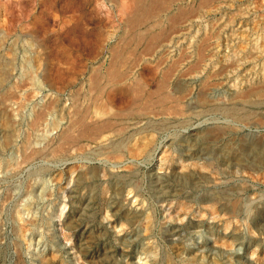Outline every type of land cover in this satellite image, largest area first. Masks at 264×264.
Segmentation results:
<instances>
[{
	"label": "rangeland",
	"instance_id": "374dc122",
	"mask_svg": "<svg viewBox=\"0 0 264 264\" xmlns=\"http://www.w3.org/2000/svg\"><path fill=\"white\" fill-rule=\"evenodd\" d=\"M177 1H179V0H173V1L172 0H170V1L169 0H162V1L157 2L155 4L156 5L155 10L158 6H161V7H158L157 8L158 10H156V11L153 9L154 6L151 9L158 13L159 17L157 16V18H160V20L155 19V21H157L158 23H156L153 19L147 18L148 20L143 21L142 25H140V23H139V25H137L138 24L137 23L136 24L137 26H135V23H132V21H131V17H133L134 12L136 11V5H134L136 0H0V264H41V263L42 264H45V263L49 264V262H50V264H52L53 261H54L53 264H61V262H62V264H83V263L84 264L85 263L86 264L87 263L88 264H151V263L152 264L153 263L154 264H175V263L176 264H250V263L251 264H262L263 263L264 264V260H263V258H264V255H263L264 254V252H263L264 251V244H263L264 243V235H263L264 234V230H263V228H264V212H262V211H264V209H263L264 208V172H263L264 171V164H263L264 163V160H263L264 159V156H263L264 155V142H262V141H264V138H263L264 137V134H263L264 133V128H263L264 122H262V121H264V93L256 90L257 88H260L261 86L264 85L263 84L264 83V0H202V1L201 0H180L179 2H177ZM181 2H182V5H181ZM201 2L203 3V7L201 6L202 4H200ZM178 3H180L181 11H182V8L184 6H185L184 7L185 9H183V11H182L184 13L182 14V12H180L179 16L177 17L176 13L180 11V10L178 11V8H176V7H179ZM151 4H153V2ZM163 4L165 6H167V5L168 6L163 7ZM169 5H171V7H169ZM186 5L189 7V10L193 9V11L187 10L188 7ZM180 7H179V9H180ZM194 8L196 9V12H195ZM159 9H161V10H159ZM175 9H177V10H175ZM132 12H133V15H132ZM188 12L189 13L193 12L192 14L190 13L193 16L189 15V19L191 21L189 19H186V18H188L187 17L189 14ZM128 13H129V15H127ZM165 13H167V14L165 15ZM172 14L174 16L169 17ZM180 14H182V15L187 14V16L185 15V20L183 19V21H182V18H184V16L182 17V15L180 16ZM196 15H198V17ZM125 17H127V18H125ZM164 17H165V20H163ZM168 18H172V21ZM173 18L178 19V21H180V23H178V21H176V19H175V23H173V21H174ZM127 20H129V22ZM152 21L154 23H150ZM189 23H191V24L187 25ZM220 23H222V24H220ZM223 23H224V25H223ZM128 24H129V26L132 25L135 27L131 30L132 26L130 28L128 26ZM166 24H170L171 26L173 24L175 26L177 24H179L181 26L177 25L176 27H174V25H173L172 26L173 28L172 27L170 28V31H172L170 33V31L168 30L170 25L166 26ZM162 25H163V27H162ZM182 25H183V27H182ZM212 25H213V27H212ZM215 25H216V28H215ZM221 25H223V26H221ZM148 26L150 27L149 30H147L149 28ZM164 26H165V29H164ZM124 27L126 29H127V27H129L128 28L129 32ZM176 28H178V29L175 30ZM209 28L212 32L211 31L207 32L209 30ZM136 29H138L142 33H140ZM143 29L145 31H143ZM214 29L215 30L218 29V31L216 32ZM221 29H222V31H221ZM124 30H126V33L123 32ZM150 31H151V33H150ZM153 31H154V34H159V35L162 34V35H161L160 41H158V42L155 41L154 42L155 44L150 46L149 45L150 43L148 41L152 40V38H151V40L149 38H150L151 34H153ZM158 31H159V33H158ZM173 31H175V32H173ZM122 32L125 33L126 35H124ZM148 32L150 35L148 34ZM131 33H132V35H131ZM205 33H207V37L211 36L212 38L211 37L206 38ZM212 33L213 34L215 33V35H212ZM208 34H209V36H208ZM218 34H220V35L217 36ZM120 35H124V36L119 37ZM202 35L204 37V40L202 39L203 38ZM174 36H175L176 42H175ZM176 36H177V38H176ZM181 36H183V37H181ZM110 37H112V38H110ZM113 37L114 38L116 37L115 39L121 38V39H119L121 42L118 39H117V42L119 41L118 43L114 42L116 40ZM197 37L198 38L200 37V42L197 39ZM129 38L130 39L133 38V39L129 40ZM137 39H138V41H137ZM145 39L146 40L148 39V40L146 41ZM161 39H164V41ZM171 39L173 41H171ZM187 39H188V42H187ZM126 40L129 42V45H128ZM108 41H110V42H108ZM179 41H180V43H179ZM183 41L187 44L184 45ZM172 42H174V43H172ZM113 43H116V44L114 45ZM124 43H127V44H125L123 46ZM131 43H132V46L134 45V48L136 47L135 49L131 46ZM156 43H158V44H156ZM203 43H205L206 45L204 44V47H200L201 45H203ZM196 44H198V46H196ZM116 45L118 46L117 48H116ZM146 45L150 49L149 52H148ZM156 45H160L161 47L156 46ZM170 45L172 47H170ZM207 45H210L212 48L210 46H207ZM129 46L132 47L135 51L134 50L132 51ZM144 46H145V48H144ZM182 46L184 48L186 47L187 49L185 48L183 50ZM187 46L188 47L191 46V47L188 48ZM122 47H124V49H122ZM105 48H109V50L105 49ZM137 48H139V50H136ZM167 48H169V49H167ZM195 48L199 49V51L196 50ZM201 48H203L202 49L203 52H201L202 51ZM126 49H128V50H126ZM140 49H142V50H140ZM144 49H146L147 53ZM211 49H213V51ZM125 50L128 51V53ZM152 50H153V52L151 53ZM163 50L164 51L166 50V51L164 52ZM206 50H208V51H206ZM110 51H114V53L112 52V54H111ZM120 51H121V53H118ZM143 51H145L144 52L145 54H148V57H147V55L143 56L144 55ZM169 51H170V53H169ZM193 51H194V53H193ZM197 51L200 52L199 54L203 55L202 56L203 58L199 57L200 55L198 56ZM125 52H126V54H125ZM139 52H141V53H139ZM160 52L162 53L161 55H159ZM180 52L182 54L185 52L184 53L185 55L184 54L182 55ZM190 52L193 54H191ZM102 53H104L105 55ZM106 53H108V55ZM117 53H118V55L119 54L120 55H119V57L116 56L117 59L115 57V59H116L115 60L112 56H115ZM165 53H168V54H165ZM175 53H176V55L178 54V55H182V56L181 57L178 55L176 56ZM194 54L198 58L194 57ZM249 54L252 56H249ZM123 55L127 60L123 57ZM138 55H140V56H138ZM213 55H215V56H213ZM135 56H136V61L134 60ZM164 56L168 57V59L167 58L165 59ZM105 57L109 58V59H107L108 62L105 59ZM120 57L123 60H119V59H121ZM139 57L140 58L144 57L145 59L144 58L140 59ZM149 57L152 58L153 61ZM161 57H163V58H161ZM176 58H179V60L177 59L178 62L174 63V61H176L175 60ZM181 58L183 60H181ZM191 58H193V59L191 60ZM208 58H209V60H208ZM138 59H139V62L137 61ZM200 59H201V61H198ZM99 60H100V62L97 63ZM143 60L146 62H144ZM166 60L169 61V63ZM172 60H174V61H172ZM194 60H195V63L197 61L196 64L194 63ZM133 61L136 63L138 62V64L134 63ZM161 61H163V63H161ZM114 62H115V64H118L117 68L120 64H123V62H124L123 65L119 66V67H122V68H120L119 72L121 71L120 74L123 76V80H120V81H114L113 80V82H112V81H110L109 76H107V73L105 74V72H108L107 68H109ZM142 62H144V64ZM151 62L153 63V65L151 64ZM157 62H158V64H155ZM93 63H94V66H93ZM95 63L97 66L95 65ZM170 63H172L171 66L173 68L170 67ZM193 63L195 65L198 64L197 65L198 67L195 66ZM200 63H201V65H200ZM237 63L238 64L241 63V64L237 65ZM131 64H132V66H131ZM141 64H143V65H141ZM164 64L166 65L167 68L170 67L169 68L170 70L169 69L166 70V67ZM168 64H169V66H167ZM183 64H184V66H183ZM192 64L195 66L194 68H192V66H193ZM233 64H236V65H233ZM137 65L139 68L137 67ZM139 65L141 66V69H140ZM176 65L179 69L176 67ZM188 65H190V68L192 71H190V68L189 69L187 68ZM226 65H228L227 69H226ZM231 65H232V67H231ZM129 66L131 67V69ZM160 66H162L164 69ZM182 66L184 68H187V69H185V71H184ZM148 67L155 68V69H151ZM180 67H182V68H180ZM126 68H128V70ZM201 68H203V69H201ZM146 69L148 71H151V72L153 71L152 74H151V72H148ZM221 69H225V71L222 70L223 71L222 72ZM129 70H130V72H129ZM164 70L167 73H169V72H171V73L167 74V73H165ZM172 70L173 71L175 70V71L173 72ZM181 70H182L183 74H182ZM133 71H134L135 75H133ZM154 71L156 72V74H154L155 73ZM162 71H164V73ZM87 72H88V74H87ZM187 72H189L190 74ZM126 73H127V75H126ZM212 73H215V74H212ZM218 73H220L221 77L218 76L219 75ZM94 74L100 78L99 79L101 81V82L99 81L100 83L98 82V84H97L96 81H94V78H95ZM149 74L153 78H151V76ZM163 74L165 76H162ZM153 75H156V76H153ZM179 75H181V76H179ZM205 75H207V76H205ZM87 76L89 79L87 78ZM90 76L91 77L93 76V77L90 78ZM129 76H131L132 78ZM167 76L169 78L167 79V82H166ZM177 76H179V77H177ZM143 77H144L145 81L142 79ZM191 77H193V78L191 79ZM194 77H196V78H194ZM206 77H208V78H206ZM49 78H50V80H49ZM185 78H187V79L184 80ZM218 78H219V80H218ZM92 79H93L94 83H93ZM157 79H159V80H157ZM71 80H72V82H71ZM106 80H109V81H106ZM124 80H126V81H124ZM164 80L166 83H169L170 85L164 84V82L162 83V81H164ZM211 80L215 81V83L214 82L212 83ZM103 81L106 85L103 83ZM137 81H139V82H137ZM218 81L220 84H218ZM115 82L117 85L114 84ZM129 82H131V84L134 82L132 85H134V84L138 85V83L140 84L139 88L142 91L141 96L135 95L132 92L131 87H130L132 85ZM147 82H148V84H147ZM155 82H157V83H155ZM189 82H191V84ZM22 83H23V85H22ZM112 83L114 84L113 86H112ZM150 83H151V85H150ZM200 83H202V85ZM159 84L160 85L161 84L166 85V86H164L165 89H163L162 91H159L160 96L162 95V97H166V96L170 95L171 98L177 97L176 99L169 100L167 102V103H169V105L166 103L167 106L165 105L163 108H160L162 106H160V104H158V103L157 104L154 103L155 104L154 105L152 102V101H154V99L151 98L152 99L151 100V99L147 98V96L149 95V92L151 94V91L156 90V88H158ZM179 84H181V85H179ZM189 84H190V87H188ZM199 84L201 86H199ZM203 84L207 87H205ZM209 84H211V85H209ZM256 84H258V85L260 84V87L258 85H257L258 86L257 87ZM261 84H263V85H261ZM8 85H12L13 87L8 86ZM14 85L17 87L15 88ZM46 85L48 87H46ZM78 85H79V87H78ZM103 85H104V87H103ZM248 85L250 87H253L255 85L256 87L254 86L252 88V91L251 90L249 91ZM18 86H20V87H18ZM22 86H23V88H22ZM85 86H86V88H85ZM92 86L94 87V89ZM100 86H102V87H100ZM247 86H248V88H246V89L248 91H246V89H245V87H247ZM10 87H11V90H10ZM32 87H34L35 90L30 89ZM153 87H154V89H153ZM200 87H202V88H200ZM19 88L23 91L19 90ZM78 88H80V89H78ZM82 88H83V91L85 93H83V91L81 92ZM147 88H149V89H147ZM198 88H200L202 90V93H203V90L205 89L204 93L202 94L201 90ZM46 89H48L49 91H52V93L48 92V90H46ZM99 89H100V91H99ZM189 89H191L190 92H189ZM197 89H198V91H197ZM244 89H245V91H244ZM68 90H70V91H68ZM146 90H147V92H146ZM149 90H151V91H149ZM167 90H170V91H168V93H167ZM183 90H184V92H183ZM76 91H78V92H76ZM97 91H99V94L97 93ZM232 91H233V93H230ZM243 91L245 94L243 93ZM25 92L26 93L28 92L27 96H26ZM60 92L62 94H60ZM234 92H235V94H234ZM8 93H10V95H7ZM21 93H23V94H21ZM30 93H32V94L30 95ZM45 93H47V95ZM53 93H55L56 96ZM79 93L81 96H79ZM96 93H97V95H96ZM117 93L119 96L115 95ZM185 93H187V95H185ZM190 93L192 96L190 95ZM228 93H229V96H228ZM88 94H91V95H88ZM164 94L166 96H164ZM241 94L242 95L244 94V96H242ZM28 95H29V97H28ZM61 95H62V98H61ZM179 95H181L180 96L181 98L179 97ZM182 95H185L184 99H183ZM213 95H214V97H213ZM11 96H14V97H13V99L11 98V100H10V98H8V97H11ZM24 96H25V99H24ZM37 96H39V97H37ZM73 96H75V98ZM129 96L131 97L130 99H132V102L129 99ZM193 96H197V97H193ZM261 96H262V98H261ZM48 97H49V99H48ZM52 97H54V98H52ZM58 97H60V98H58ZM94 97L96 98V99H94L96 101L93 100ZM122 97H124V98H122ZM133 97H134V99H133ZM158 97L159 96H156V101H157V99L158 100L160 99ZM185 97H186V99H185ZM188 97H189L190 101H189ZM246 97L249 99H246ZM253 97H255V99ZM71 98H73V99H71ZM106 98L110 99V101L107 100ZM117 98H119V99H117ZM244 98L246 101L244 100ZM250 98H252V99L250 100ZM65 99H66V101H65ZM86 99H89V101ZM143 99L144 100L146 99V100L144 101ZM238 99H240V100H238ZM14 100H16L15 101L16 103H14ZM21 100H23L22 101L23 103L21 102ZM36 100H38V101H36ZM78 100L79 101L81 100V102H83V103L79 102ZM82 100H84V101H82ZM196 100H198V101H196ZM247 100L249 103L247 102ZM256 100H258V101L256 102ZM260 100H263V101H260ZM85 101H88V102H85ZM112 101L115 105L112 103ZM143 101L146 102L147 104L144 103ZM183 101H185V102H183ZM214 101H215V103H213ZM242 101H245V102L241 103ZM250 101L252 103H250ZM19 102H21V103H19ZM28 102H29V104H28ZM56 102H58V104ZM103 102L106 103L108 106L105 105V107H104V104H102ZM134 102L136 103V105H134V104L132 105V103H134ZM149 102H151V103H149ZM191 103H193V104H191ZM194 103L196 105H194ZM218 103L221 105V107H220V105H218ZM221 103H224V104H221ZM227 103L230 104V108L227 107V105L229 106V104H227ZM259 103H261V104H259ZM79 104L81 105L80 110L77 109L79 107ZM111 104H113V108H112ZM130 104L132 106L129 107L128 105H130ZM189 104H191V105H189ZM216 104L218 106H216ZM238 104H240V105H238ZM248 104H249V106H248ZM250 104L252 107L250 106ZM9 105H10V107H9ZM57 105L59 107H57ZM170 105H172V107L174 106L173 108L175 110H177L176 114H173L175 111L173 110V108ZM177 105H180V106H177ZM181 105H183L184 107L183 106L181 107ZM47 106H48V109H47ZM88 106H89V109L87 108ZM91 106L95 109L92 110L93 108ZM123 106H125V107H123ZM201 106L203 107V109H201L202 108ZM83 107H84V109L85 108L86 109L84 110ZM144 107H146V109ZM153 107L155 109H152ZM168 107H169V110L171 108L172 111L171 110L170 111L172 112V114H169V113H171L170 111L166 112V110H168ZM226 107H227V109H226L227 111L225 110ZM129 108H132L130 110H132V111L134 110V111L130 112ZM137 108H139V109L136 110ZM238 108H240L241 110H239ZM253 108L255 110H253ZM9 109H10V111H9ZM76 109L78 110V113H77ZM87 109H88V112H87ZM233 109L239 113L238 116H234L233 114L230 113V110H233ZM126 110H127V113H126ZM139 110H141V112H138ZM144 110H145V112H144ZM43 111H45V112L43 113ZM113 111H114V113H113ZM179 111H182V113ZM48 112L50 114H48ZM84 112L87 113L86 116H84L85 115ZM95 112L97 114L96 115L97 118H99L100 121H99V119H97V120L91 119V117L92 118L94 117ZM124 112H125V116H123ZM156 112H157V114H156ZM177 112H178V114H180V113L181 114L178 115ZM214 112H216V113H214ZM39 113H41V114L39 115ZM69 113H71V114H69ZM129 113H131V114H129ZM192 113H195V114L193 115ZM32 114H33V116H32ZM35 114L37 115L36 117H35ZM61 114H63V115H61ZM74 114H76V115H74ZM80 114H81V116H80ZM82 114H84V115H82ZM88 114L90 117L88 116ZM99 114L103 115L102 118H101V115H99ZM245 114H246L247 118L246 117L241 118L242 116H245ZM46 115H47V117H46ZM112 115H114V116H112ZM225 115L227 116V118ZM42 116H43V118H42ZM69 116H70V118H69ZM82 116L85 117L84 118L85 125H89V126L91 125L90 127L94 126V124H95V126H96V124L100 125V122L101 123L107 122V120L111 123L113 122V124H111L110 127L104 128L101 131H98L97 133L93 134L95 136L94 138H93V135L91 137L86 136L87 138L80 135V134L77 135L78 133H76V132H78V130L76 129L73 132L74 133V139H72L71 141H68L69 144L64 143V145L67 148L66 147L63 148L64 145L60 144L58 142V141L61 142V139H59V138H61V135H62L61 133L64 132L63 130L66 129V127H68L70 125H74V122H76V119H82ZM33 117H35V118H33ZM110 117H112L113 119ZM124 117L125 118L128 117L127 118L128 121H126ZM149 117H151V118H149ZM168 117H169V119H168ZM187 117H189V118H187ZM36 118H37V120H36ZM120 118H122V120ZM178 118H179V120H178ZM239 118H240V120H239ZM254 118L256 119V121ZM88 119H89V121H88ZM118 119H119V121H118ZM132 119H134V120H132ZM144 119H146L145 122H143ZM250 119H252V120H250ZM257 119H259V120H257ZM155 120H156V122H155ZM243 120L245 122L247 120L251 121V123H249L248 121H247L248 123L247 122L245 123ZM28 121H31L32 124H31V122H28ZM96 121H98V122L95 123ZM257 121H259V122H257ZM65 122H67V123H65ZM122 122H123V124H122ZM29 123H30V125H29ZM130 123L133 125H131ZM142 123L144 125H141ZM179 123H180V125H179ZM25 124H26V126H25ZM189 124H191V125H189ZM247 124H248V126H247ZM33 125H34V127H32ZM134 125L136 127H134ZM184 125H186V127ZM253 125H255V126H253ZM173 126H174V128H173ZM229 126L231 129L229 128ZM237 126L239 129L237 128ZM126 127H127V129H126ZM218 127L222 128V129H220ZM260 127H262V128H260ZM212 128H215V130H213ZM227 128H228V130H227ZM234 128H235V130H234ZM236 128H237V130H236ZM21 129H23V130H21ZM150 129H151V131H150ZM197 129H198V131H197ZM240 129H241V131H240ZM59 130H60V133H59ZM192 130H193V132H192ZM148 131H150V132H148ZM205 131L208 133H206ZM107 132H109V134ZM114 132L117 134H115ZM202 132L204 133V135L206 137L203 135ZM211 132H213V133H211ZM258 132L261 134H258ZM17 133L20 134L19 135L20 137L17 135ZM103 133H105V134H103ZM229 133H230V135H229ZM256 133L258 134V137H257ZM114 134L116 136H114ZM121 134H122V136H121ZM99 135H102V136H99ZM105 135L109 136V137H106ZM149 135H150V138H149ZM201 135H202V138H201ZM210 135L213 138L209 137ZM97 136H99V137H97ZM126 136H127V139H126ZM142 136H144L143 137L144 139L142 138ZM224 136H226V137H224ZM119 137H120L121 141H120ZM192 137H194V138H192ZM26 138L30 141H28ZM196 138L199 140H197ZM226 138L227 139L229 138V139L226 140ZM233 138H234V140H233ZM77 139H79V140H77ZM84 139L86 140L85 142H87V143L84 142ZM103 139H105V140H103ZM107 139H108V141H107ZM139 139H141L142 141H140ZM149 139H151V141H149ZM223 139H224V142L222 141ZM16 140H18V141H16ZM23 140L24 141L27 140L28 142L27 141L26 142L28 144L26 142H24ZM96 140H98V143ZM110 140H112L113 142ZM115 140H118V142ZM188 140H189V142H188ZM218 140H220V141H218ZM48 141H49V144H48ZM55 141H57L58 143L56 142L57 144H55ZM109 141H110V143L112 142V144H110ZM119 141L121 143H119ZM123 141H125V142H123ZM128 141H129L130 145H128ZM134 141H135V144H134ZM185 141L188 143H186ZM208 141H211L212 143L211 142L208 143ZM136 142H137V144H136ZM195 142H196V144H195ZM227 142L229 145H227ZM78 143L80 144V147L78 146L79 148H77ZM91 143L94 145H92ZM141 143L143 145L145 143L146 144L143 146ZM198 143H199V145H198ZM215 143L218 145L215 146ZM33 144H35V145H33ZM43 144H44V146H43ZM51 144L52 145L54 144V145L52 146ZM103 144H104V146H103ZM221 144H222V146H221ZM89 145L91 148L89 147ZM110 145H111L112 149H111V147H108ZM150 145H151V147L152 146L153 147L151 148ZM209 145H210V148H209ZM58 146H61V147L63 146V147L61 148ZM19 147H21L20 151H19ZM73 147H75V148H73ZM203 147H204V150H202ZM23 148H24V150H23ZM39 148H42V149H39ZM56 148H57V150H56ZM60 148L62 150H60ZM85 148H86V150H88L91 153V156L86 153L87 151H85ZM102 148H103V150H102ZM107 148H109V149H107ZM162 148H163L164 152L162 151ZM69 149L70 150L72 149V150L69 151ZM77 149H79V150H77ZM95 149H96V151L93 152V150H95ZM193 149H195V150H193ZM206 149H207V151L208 150L209 151L207 152ZM33 150H34V152H33ZM52 150L55 152H53ZM97 150L100 152H98ZM110 150H112V151L110 152ZM196 150L199 153H196ZM43 151H44V153H43ZM19 152H20V154H19ZM71 152L74 154H72ZM140 152H144V155H143V153H140ZM192 152H194V154ZM25 153H27L28 155H31L32 158H34V157L35 158L32 159V161L30 159L31 157L25 159L24 158V156H26ZM53 153H56L55 154L56 156ZM219 153H221V154H219ZM222 153H224V154H222ZM77 154H78V156H77ZM146 154H148V155H146ZM201 154H203V155H201ZM235 154H236V156H234ZM124 155L126 156V158ZM226 155H227V157H226ZM59 156H60L61 160H62V157L64 156L63 157L64 159L61 161L59 159ZM73 156L76 157V159L73 158ZM163 156H165V157H163ZM184 156H186V158ZM257 156H259V157H257ZM103 158H104V160H106V159L107 160L104 161ZM22 159H23V161L26 160V163H24L23 161H22L23 163L20 162ZM125 159H126V162H125ZM162 159H164V160H162ZM179 159H180V161H179ZM15 160H16V162H14ZM56 160H58V161H56ZM172 160H174V161H172ZM186 160H188V161H186ZM195 160L198 163L195 162ZM118 161H120V162H118ZM72 162H73V165H72ZM162 162H163V164H162ZM175 162H177V163H175ZM179 162L181 164H179ZM187 162H188V164H187ZM194 162L197 164V166ZM77 163H79L80 166ZM81 163H84V164H81ZM96 163H97V165H96ZM108 163H109V165H108ZM168 163L170 166L168 165ZM17 164H21V165H17ZM69 164H71L72 166ZM90 164H93V165H90ZM106 164L108 165L109 168L106 167L107 166ZM122 164H124V166ZM82 165H84V166H82ZM85 165H86V167H85ZM184 165L187 167H185ZM260 165H262V166H260ZM20 166H21V168H20ZM12 167H15V168H12ZM18 167L20 169H18ZM76 167H79V171H78V168H76ZM160 167H163L162 170ZM237 167H240V168H237ZM8 168H9V170H8ZM66 168L67 169L69 168L67 172H66V170H67ZM202 168H204V169H202ZM214 168H215V170H214ZM216 168H217V170H216ZM80 169L83 171H81ZM183 169H185V170H183ZM192 169H193V172H192ZM75 170H76V172H74ZM102 170H103V172H102ZM128 170H130V171H128ZM150 170H152V171H150ZM169 170L170 171L173 170V171L170 172ZM197 170H198V172H197ZM242 170H244V171L242 172ZM259 170H260V172H259ZM60 171L62 173H60ZM108 171H109V173H108ZM131 171H133V172H131ZM257 171H258L259 175H258ZM261 171L263 173H261ZM55 172L59 173L60 175L56 174ZM111 172H114V173H111ZM239 172L241 173L240 175L238 174ZM77 173L80 175H77ZM176 173H177V175H176ZM212 173H213V175H212ZM83 174H84V176H83ZM153 174H155V175H153ZM194 174H196V175H194ZM65 175H70V176L67 177ZM106 175H107V177H106ZM126 175H128V176H126ZM254 175H255V177H254ZM75 176H77L76 177L77 183H76ZM114 176H116L117 179ZM177 176L178 177L181 176L180 177L181 179L178 178ZM186 176H187V178H186ZM246 176L247 177L249 176L248 177L249 179ZM60 177H62L63 180H62V178L60 179ZM69 177H71V178H69ZM218 177L221 179H219ZM108 178L109 179L112 178L111 181ZM240 178H242L243 182L241 181ZM69 179H70V181L68 182ZM82 179H83V181H82ZM151 179H153L154 181H152ZM196 179H197V181H196ZM258 179H260L262 182L259 181ZM251 180H253V181H251ZM62 181H64V182H62ZM84 181H87V182H84ZM106 181L108 182V185H107ZM247 181H249V182H247ZM59 182H61V183H59ZM123 182H126V183H123ZM180 182H181V184H180ZM68 183H70L71 185ZM72 183L75 186V187L73 186V188H75V189H72ZM115 183H117V184H115ZM127 183L129 185L132 184L131 187L128 186ZM219 183H221L220 187L221 186L222 187L220 188L218 186L219 188L217 189L216 185H219ZM254 184H256V185H254ZM110 185H112V186H110ZM166 185H167V187H165ZM242 185H244V186H242ZM62 186H63V188H62ZM68 186L70 189L68 188ZM109 186L114 190V192ZM60 188H61V190H60ZM95 189L97 191H95ZM130 189H132L134 192ZM249 189H252V190H249ZM70 191H72V192H70ZM217 191H219V193ZM86 192H87V194H86ZM88 193H90V195ZM227 193H229V194H227ZM132 194L134 197L132 196ZM70 195H71V197H70ZM82 195H83V197H82ZM92 195L93 196L95 195V196L93 197ZM114 195L118 199L116 197H114ZM257 195H259V196H257ZM135 196H137V197H135ZM69 197L73 198V199H70ZM215 197H216V199H215L216 201L214 200ZM240 197H241V199H240ZM127 198H129V200ZM79 199L81 200V203H80ZM90 199H91V204H90ZM126 200H127V202H126ZM137 200H139V201L137 202ZM224 200H226V201L224 202ZM99 201H100V203H99ZM109 201H111V202H109ZM119 201H120V203H119ZM124 201L127 204H125ZM61 202H63V203H61ZM64 202H66V203H64ZM112 202H113V204H111ZM131 202H133L132 205H131ZM211 202H213L214 205ZM215 202H216V204H215ZM79 203H80V205H78ZM94 203H96V205H94ZM66 204H68V205H66ZM81 204H82V206H81ZM184 204L187 207H184ZM91 205L92 206L94 205V206L92 207ZM105 205L109 208H106ZM158 205H160V206H158ZM258 205H260L261 207L259 206L260 208H258ZM62 206H63V208H62ZM67 206L68 207L70 206V207L68 208ZM94 207L97 210L94 209ZM189 207H190V209H189ZM251 207H253V208H251ZM119 208H121V209L119 210ZM160 208H163L164 210L160 209ZM124 209L126 210V212ZM143 209H144V211H143ZM186 209H188V211ZM253 209H254V211H253ZM57 210L59 213L57 212ZM60 210H62V211H60ZM145 210L148 212H146ZM64 211H66V212H64ZM118 211H120V212H118ZM122 211H124V212H122ZM208 211H209V213H208ZM60 212H61V214H60ZM69 212L73 215H71ZM135 212H137V213H135ZM141 212L144 213L143 214L144 216L142 215ZM213 212H214V214H213ZM63 213H66L65 216ZM112 213H114V214H112ZM217 213L219 216L217 215ZM258 213H260V214L258 215ZM253 214H254V216H256V218H254ZM61 216H63V217L61 218ZM119 216H120V218H119ZM212 216H213V218H212ZM226 216L227 217L233 216V217L231 219L230 217L227 218ZM257 216H259V217H257ZM203 217L206 219H204ZM19 218H20V220H19ZM72 218L74 220H71ZM153 218H154V220H153ZM215 218H217V219H215ZM225 218L227 219V221ZM236 218L238 220L239 219L240 220L238 221ZM21 219L23 221H21ZM65 219H67V220H65ZM222 219L224 221H226L225 224H224ZM228 220H231V221L234 220V221L231 222ZM247 220H249L250 222H247ZM65 221H66V223L64 224ZM70 221H72V222H70ZM122 221H124V222H122ZM218 221H220V222H218ZM259 221H260V224H259ZM145 222L147 225L145 224ZM228 222L230 224V227H227V226H229V224H227ZM124 223L127 225H125ZM208 223H211V224H208ZM245 223H247V224L245 225ZM248 223L252 224V226ZM132 224L134 226L136 225L137 228H136V226L134 227ZM170 224H171V226H170ZM175 224H177V225H175ZM152 225L157 226V227H153ZM61 226H63V227H61ZM66 226H68V228ZM220 226H222V227H220ZM223 226H225V227L223 228ZM235 226H237V228ZM59 228H60L61 232H60ZM114 228H115V230H114ZM140 228H142V229H140ZM146 228L148 229V231ZM173 228H174V230H173ZM68 229H70V230H68ZM144 229H146V230H144ZM150 229L153 231H151ZM21 230H23V231H21ZM24 230H25V232H24ZM140 230L141 231L143 230V233L140 232ZM65 231H67L68 233H66ZM126 231L128 233L130 231L131 233L127 234ZM62 232H64V233H62ZM249 232H251V233H249ZM60 233L64 234L65 236H63ZM117 233H119V234H117ZM244 233H246V235ZM148 234H150V235L148 236ZM236 234H237L238 238L236 236L234 237V235H236ZM141 235H144L143 236L144 238ZM66 236L69 239H67ZM117 237H118V239H117ZM222 238H223V240H222ZM232 238L233 239L235 238V241ZM262 239H263V241H262ZM124 240H125V242H122ZM250 240L252 242H251V244H248V243H250ZM244 241H246V242H244ZM77 243H79V244H77ZM228 243H231V244H228ZM253 244L256 247H253ZM257 244H259V246ZM82 245L84 247L83 249H82ZM229 245H231V246H229ZM248 246H250V247H248ZM74 247H75V249H74ZM79 247H80V250L78 249ZM81 249H82V251H81ZM257 249H259V251ZM77 250H78V252H75ZM253 250H254V252H253ZM79 252H80V254H79ZM166 252H168V253L166 254ZM52 253H53V255H58L59 258L58 257L56 258V256H55V258L51 257V256H53ZM76 253H78V254H76ZM45 254H47V255L45 256ZM169 254H171V255H169ZM257 254H259V255L257 256ZM42 255H44V256H42ZM41 256H42V258H45V257L46 258L40 259ZM162 257L164 259H162ZM250 258H252V259H250ZM261 258H262V260H261ZM58 259H60V261H58ZM40 260H41V262H40ZM47 260H48V262H45ZM253 260H255V261H253ZM51 261H52V263H51Z\"/></svg>",
	"mask_w": 264,
	"mask_h": 264
},
{
	"label": "bare ground",
	"instance_id": "6f19581e",
	"mask_svg": "<svg viewBox=\"0 0 264 264\" xmlns=\"http://www.w3.org/2000/svg\"><path fill=\"white\" fill-rule=\"evenodd\" d=\"M159 1H162V0H136V2H135L136 4L134 3V5H136V11L134 12V15H133V12H132L133 17H131V21H132V23H135V26H137V25H139V23H140V25H142L143 21L148 20L147 18L153 19L154 21H155V19H159V20H160V18H157L158 13L155 12L156 10H158V9H157L158 7H161V6H158V5H157L158 7H157L156 10H155V7H156L155 4H156L157 2H159ZM169 1H170V0H169ZM172 1H173V0H172ZM179 1H180V0H179ZM179 1H177V2H179ZM201 1H202V0H201ZM152 2H153V4H151ZM184 2H185V1H184ZM163 3H164V2H163ZM171 3H172V2H171ZM171 3H170V4H171ZM173 3H174V2H173ZM159 4H160V3H159ZM178 4H179L178 6L180 7V3H178ZM184 4H185V3H184ZM200 4H202L201 6L203 7V3L201 2ZM205 4H206V3H205ZM205 4H204V5H205ZM181 5H182V2H181ZM153 6H154V7H153ZM167 6H168V5H167ZM167 6H165V5L163 4V7H167ZM176 6H177V5H176ZM186 6H187V5H186ZM152 7H153V9H154L155 11L151 9ZM169 7H171V5H169ZM172 7H173V6H172ZM179 7H176V8H178V11L180 10L179 12L176 13V14H177V17L179 16V13L182 12L183 9H185V8H184L185 6H184V7L182 8V11H181V7H180V9H179ZM187 7H188V6H187ZM199 7H200V6H199ZM186 9H187V8H186ZM194 9H195V8H194ZM159 10H161V9H159ZM165 10H166V9H165ZM168 10H169V9H168ZM175 10H177V9H175ZM187 10H189V7H188ZM187 10H186V11H187ZM191 10L193 11V9H191ZM191 10H189V11H191ZM173 11H174V10H173ZM186 11H185V12H186ZM159 12H160V11H159ZM161 12H162V11H161ZM195 12H196V9H195ZM167 13H168V12H167ZM167 13H165V15H166ZM170 13H171V12H170ZM183 13H184V12H182V14H183ZM188 13H189V12H188ZM188 13H187V14H188ZM190 13L192 14L193 12H190ZM190 13L188 14V16H187V14H184V15L180 14V16H181V15H182V17L184 16V18L181 17V18H182V21H183V19L185 20V15L188 17V18H186V19H189V15H191ZM130 14H131V13H130ZM174 14H175V13H174ZM176 14H175V15H176ZM195 14H196V13H195ZM127 15H129V13H128ZM162 15H163V14H162ZM160 16H161V15H160ZM163 16H164V15H163ZM163 16H162V17H163ZM171 16L173 17L174 15L172 14V15H170L169 17H171ZM191 16H193V15H191ZM196 16L198 17V15H196ZM158 17H159V16H158ZM166 17H167V16H166ZM125 18H127V17H125ZM195 18H196V17H195ZM166 19H167V18H166ZM168 19H170V20L172 21V18H168ZM175 19H176V18H173V20H174L173 23H175ZM124 20H125V19H124ZM159 20H158V21H159ZM163 20H165V17L163 18ZM170 20H169V21H170ZM180 20H181V19H180ZM189 20H190V19H189ZM193 20H194V19H193ZM127 21L129 22V20H127ZM176 21H178V19H176ZM190 21H191V20H190ZM190 21H189V22H190ZM155 22L158 23L157 21H155ZM165 22H166V21H165ZM165 22H164V23H165ZM186 22H187V21H186ZM125 23H126V22H125ZM137 23H138V24H137ZM150 23H154V22L152 21V22H150ZM168 23H169V22H168ZM171 23H172V22H171ZM178 23H180V21H178ZM191 23H192V22H191ZM191 23H189V24H187V25H190ZM136 24H137V25H136ZM220 24H222V23H220ZM125 25H126V24H125ZM151 25H152V24H151ZM167 25L169 26L170 24H166V26H167ZM173 25H174V24H173ZM173 25H172V26H173ZM177 25H179V24H177ZM177 25H176V26H177ZM223 25H224V23H223ZM223 25H221V26H223ZM126 26H127V25H126ZM128 26H129V24H128ZM131 26H132V25H131ZM131 26H129V27L131 28ZM135 26H132L131 30H132ZM149 26H150V25H149ZM149 26H148V27H149ZM160 26H161V25H160ZM160 26H159V27H160ZM172 26H171V25L169 26V28H168L169 31H170V28H171ZM176 26L174 25V27H176ZM179 26H181V25H179ZM179 26H178V27H179ZM129 27H127V29H126L125 27H124V28H125L126 30H128V32H129V29H128ZM148 27H147V28H148ZM162 27H163V25H162ZM182 27H183V25H182ZM210 27H211V26H210ZM212 27H213V25H212ZM124 28H123V29H124ZM141 28H142V27H141ZM147 28H146V29H147ZM160 28H161V27H160ZM172 28H173V27H172ZM186 28H187V27H186ZM215 28H216V25H215ZM218 28H219V27H218ZM149 29H150V27H149L147 30H149ZM164 29H165V26H164ZM177 29H178V28H176L175 30H177ZM183 29H184V28H183ZM219 29H220V28H219ZM126 30H124L123 32L126 33ZM136 30H138V29H136ZM136 30H135V31H136ZM153 30H154V29H153ZM161 30H162V29H161ZM171 30H172V29H171ZM180 30H181V29H180ZM214 30H215V29H214ZM138 31H139V30H138ZM143 31H145V30L143 29ZM151 31H152V30H151ZM151 31H150V33H151ZM155 31H156V30H155ZM162 31H163V30H162ZM178 31H179V30H178ZM209 31H211L210 28H209V30H208L207 32H209ZM215 31L217 32L218 29L215 30ZM221 31H222V29H221ZM123 32H122V33H123ZM128 32H127V33H128ZM139 32L142 33L141 31H139ZM160 32H161V31H160ZM166 32H167V31H166ZM171 32H172V31H170V33H171ZM173 32H175V31H173ZM211 32H212V31H211ZM119 33H120V32H119ZM125 33H123V34L126 35ZM158 33H159V31H158ZM161 33H162V32H161ZM184 33H185V32H184ZM218 33H219V32H218ZM137 34H138V33H137ZM148 34H149V32H148ZM175 34H176V33H175ZM205 34H206V38L211 37V36H209V34H208L209 37H207V33H205ZM116 35H117V34H116ZM118 35H119V34H118ZM124 35H120L119 37H123ZM131 35H132V33H131ZM143 35H144V34H143ZM149 35H150V34H149ZM149 35H148V36H149ZM161 35H162V34H160V35H159V34H154V31H153V34H151V36H150V38H149L150 40H151V38H152V40H151V41H148V42L150 43L149 45L151 46V45L155 44V43H154L155 41H157V42L160 41ZM163 35H164V34H163ZM182 35H183V34H182ZM184 35H185V34H184ZM203 35H204V34H203ZM203 35H202V37H203ZM212 35H215V33H214V34L212 33ZM219 35H220V34H218L217 36H219ZM165 36H166V35H165ZM177 36H178V35H177ZM177 36H176V38H177ZM200 36H201V35H200ZM108 37H109V36H108ZM116 37H117V36H116ZM116 37H115V38H116ZM137 37H138V36H137ZM172 37H173V36H172ZM172 37H171V38H172ZM181 37H183V36H181ZM202 37H201V38H202ZM110 38H112V37H110ZM113 38H114V37H113ZM115 38H114V39H115ZM133 38H134V37H133ZM133 38H131V39L129 38V40H132ZM141 38H142V37H141ZM186 38H187V37H186ZM186 38H185V39H186ZM206 38H205V39H206ZM211 38H212V37H211ZM214 38H215V37H214ZM114 39H113V40H114ZM117 39H118V38H117ZM117 39H115L116 41H114V42H117ZM119 39H121V38H119ZM119 39H118V40H119ZM126 39H127V38H126ZM174 39H175V36H174ZM185 39H184V40H185ZM197 39H198L199 42H200V37H199V38L197 37ZM202 39L204 40V37H203ZM202 39H201V40H202ZM135 40H136V39H135ZM145 40H146V39H145ZM147 40H148V39H147ZM147 40H146V41H147ZM161 40L164 41V39H161ZM203 40H202V41H203ZM209 40H210V39H209ZM214 40H215V39H214ZM119 41H120V40H119ZM119 41H118V42H119ZM126 41H127V40H126ZM137 41H138V39H137ZM171 41H173V40L171 39ZM196 41H197V40H196ZM196 41H195V42H196ZM108 42H110V41H108ZM118 42H117V43H118ZM120 42H121V41H120ZM175 42H176V39H175ZM183 42H184V41H183ZM187 42H188V39H187ZM197 42H198V41H197ZM197 42H196V43H197ZM213 42H214V41H213ZM213 42H212V43H213ZM127 43H128V45H129V42H128V41H127ZM127 43H124L123 46H124L125 44H127ZM134 43H135V42H134ZM134 43H133V44H134ZM137 43H138V42H137ZM140 43H141V42H140ZM142 43H143V42H142ZM159 43H160V42H159ZM169 43H170V42H169ZM172 43H174V42H172ZM172 43H171V44H172ZM179 43H180V41H179ZM179 43H178V44H179ZM189 43H190V42H189ZM206 43H207V42H206ZM107 44H108V43H107ZM109 44H110V43H109ZM113 44L115 45L116 43H113ZM120 44H121V43H120ZM147 44H148V43H147ZM156 44H158V43H156ZM160 44H161V43H160ZM186 44H187V43L184 42V45H186ZM194 44H195V43H194ZM204 44H205V43H203V45H201V46L199 45V46H200V47H204ZM207 44H208V43H207ZM215 44H216V43H215ZM215 44H214V45H215ZM110 45H111V44H110ZM118 45H119V44H118ZM141 45H142V44H141ZM166 45H167V44H166ZM172 45H173V44H172ZM181 45H182V44H181ZM181 45H180V46H181ZM184 45H183V46H184ZM205 45H206V44H205ZM210 45H211V44H210ZM210 45H207V46H210ZM126 46H127V45H126ZM131 46H132V43H131ZM142 46H143V45H142ZM142 46H141V47H142ZM146 46H147V45H146ZM154 46H155V45H154ZM156 46H160V45H156ZM180 46H179V47H180ZM183 46H182V47H183ZM196 46H198V44H196ZM207 46H206V47H207ZM107 47H108V46H107ZM117 47H118V46L116 45V48H117ZM129 47H130V46H129ZM132 47L134 48V45H133ZM132 47H130V49L133 51L136 47H135L134 49H133ZM141 47H140V48H141ZM152 47H153V46H152ZM160 47H161V46H160ZM165 47H166V46H165ZM170 47H172V46L170 45ZM173 47H174V46H173ZM175 47H176V46H175ZM182 47H181V48H182ZM187 47H188V46H187ZM189 47H191V46H189ZM189 47H188V48H189ZM193 47H194V46H193ZM200 47H199V48H200ZM210 47H211V46H210ZM144 48H145V46H144ZM150 48H151V47H150ZM153 48H154V47H153ZM156 48H157V47H156ZM185 48H186V47H185ZM185 48L183 47V50H184ZM211 48H212V47H211ZM216 48H217V47H216ZM216 48H215V49H216ZM105 49H108V50H109V48H105ZM111 49H112V48H111ZM114 49H115V48H114ZM120 49H121V48H120ZM122 49H124V47H122ZM147 49H148V52H149L150 49H149L148 46H147ZM160 49H161V48H160ZM164 49H165V48H164ZM167 49H169V48H167ZM167 49H166V50H167ZM173 49H174V48H173ZM186 49H187V48H186ZM195 49L199 51V49H197V48H195ZM202 49H203V48H201V50H202ZM208 49H209V48H208ZM213 49H214V48H213ZM213 49H211V50L213 51ZM116 50H117V49H116ZM126 50H128V49H126ZM126 50H125V51H126ZM131 50H130V51H131ZM136 50H139V48H137ZM140 50H142V49H140ZM144 50L146 51V49H144ZM166 50H165V51H166ZM190 50H191V49H190ZM121 51H122V50H121ZM121 51L118 52V53H121ZM134 51H135V50H134ZM145 51H143V53H144ZM160 51H161V50H160ZM163 51H164V50H163ZM163 51H162V52H163ZM165 51H164V52H165ZM177 51H178V50H177ZM179 51H180V50H179ZM198 51H197L198 56L200 55L199 57L203 58V57H202L203 55L199 54L200 52H198ZM206 51H208V50H206ZM245 51H246V50H245ZM110 52H111V54H112V52L114 53V51H110ZM126 52L128 53V51H126ZM126 52H125V54H126ZM137 52H138V51H137ZM141 52H142V51H141ZM141 52H139V53H141ZM152 52H153V50L151 51V53H152ZM154 52H155V51H154ZM157 52H158V51H157ZM201 52H203V50H202ZM104 53H105V52H104ZM104 53H102V54H104ZM118 53H117L115 56H112V57H113L114 59H115L116 56L119 57L120 54L118 55ZM131 53H132V52H131ZM143 53H142V54H143ZM146 53H147V51H146ZM151 53H150V54H151ZM169 53H170V51H169ZM180 53H181V52H180ZM184 53H185V52H184ZM184 53H183V54H184ZM187 53H188V52H187ZM190 53H191V52H190ZM193 53H194V51H193ZM193 53H191V54H193ZM245 53H246V52H245ZM245 53H244V54H245ZM106 54L108 55V53H106ZM109 54H110V53H109ZM111 54H110V55H111ZM123 54H124V53H123ZM150 54H149V55H150ZM161 54H162V53L160 52L159 55H161ZM165 54H168V53H165ZM181 54H182V53H181ZM183 54H182V55H183ZM195 54H196V53H195ZM195 54H194V57H197V56H195ZM205 54H206V53H205ZM247 54H248V53H247ZM104 55H105V54H104ZM113 55H114V54H113ZM128 55H129V54H128ZM146 55H147V57H148V54H145V53H144L143 56H146ZM154 55H155V54H154ZM170 55H171V54H170ZM175 55H176V53H175ZM175 55H174V56H175ZM177 55H178V54H177ZM177 55H176V56H177ZM182 55H178V56L181 57ZM184 55H185V54H184ZM188 55H189V54H188ZM138 56H140V55H138ZM165 56H166V55H165ZM165 56H164V57H165ZM213 56H215V55H213ZM249 56H252V55L249 54ZM249 56H248V57H249ZM117 57H116V59H117ZM123 57H124V55H123ZM147 57H146V58H147ZM156 57H157V56H156ZM169 57H170V56H169ZM186 57H187V56H186ZM186 57H185V58H186ZM191 57H192V56H191ZM206 57H207V56H206ZM211 57H212V56H211ZM103 58H104V57H103ZM120 58H121V57H120ZM124 58H125V57H124ZM139 58H140V57H139ZM141 58L143 59L144 57H141ZM141 58H140V59H141ZM149 58H150V57H149ZM158 58H159V57H158ZM158 58H157V59H158ZM161 58H163V57H161ZM166 58L168 59V57H165V59H166ZM170 58H171V57H170ZM182 58H183V57H182ZM182 58H181V60H183ZM197 58H198V57H197ZM197 58H196V59H197ZM105 59L107 60V59H109V58H106V57H105ZM116 59H115V60H116ZM125 59H126V58H125ZM132 59H133V58H132ZM144 59H145V58H144ZM150 59L152 60V58H150ZM154 59H155V58H154ZM157 59H156V60H157ZM165 59H164V60H165ZM177 59L179 60V58H176V59H175L176 61H174V60H172V61H174V63H175V62H178ZM192 59H193V58H191V60H192ZM119 60H123V59L121 58V59H119ZM126 60H127V59H126ZM134 60L136 61V56H135V59H134ZM181 60H180V61H181ZM188 60H189V59H188ZM206 60H207V59H206ZM208 60H209V58H208ZM38 61H39V60H38ZM101 61H102V60H101ZM110 61H111V60H110ZM137 61L139 62V59H138ZM143 61H144V60H143ZM152 61H153V60H152ZM166 61H167V60H166ZM186 61H187V60H186ZM198 61H201V59L198 60ZM39 62H40V61H39ZM99 62H100V60H99L97 63H99ZM105 62H106V61H105ZM107 62H108V60H107ZM107 62H106V63H107ZM133 62H134V61H133ZM138 62H137V63L134 62V63L138 64ZM144 62H146V61H144ZM144 62H142V63L144 64ZM167 62L169 63V61H167ZM187 62H188V61H187ZM234 62H235V61H234ZM129 63H130V62H129ZM159 63H160V62H159ZM161 63H163V61H161ZM179 63H180V62H179ZM194 63H195V60H194ZM194 63H193V64H194ZM196 63H197V61H196ZM196 63H195V64H196ZM204 63H205V62H204ZM37 64H38V63H37ZM123 64H124V62H123ZM123 64H120V65H123ZM136 64H135V65H136ZM143 64H141V65H143ZM148 64H149V63H148ZM151 64L153 65L152 62H151ZM155 64H158V62L155 63ZM165 64H166V63H165ZM165 64H164V65H165ZM171 64H172V63H170V67H172ZM193 64H192V65H193ZM195 64H194V65H195ZM240 64H241V63H240ZM240 64L237 63V65H240ZM40 65H41V64H40ZM95 65H96V63H95ZM101 65H102V64H101ZM107 65H108V64H107ZM117 65H118V64H115V62H114L109 68H107V69H108V70H107L108 72H105V74L107 73V76H109V79H110V81H112V82H113V80H114V81H120V80H123V76L120 74L121 71L119 72L120 68H122V67H119V66H120V65H119V66H118L119 69H118V68H117ZM161 65H162V64H161ZM164 65H163V66H164ZM174 65H175V64H174ZM174 65H173V66H174ZM180 65H181V64H180ZM192 65H191V66H192ZM194 65L192 66V68H194V67L197 66L198 64L195 65V66H194ZM200 65H201V63H200ZM200 65H199V66H200ZM203 65H204V64H203ZM233 65H236V64H233ZM93 66H94V63H93ZM96 66H97V65H96ZM131 66H132V64H131ZM139 66H140V65H139ZM167 66H169V64H168ZM178 66H179V65H178ZM183 66H184V64H183ZM183 66H182V67H183ZM185 66H186V65H185ZM227 66H228V65H226V69H227ZM105 67H106V66H105ZM123 67H124V66H123ZM129 67H130V66H129ZM133 67H134V66H133ZM137 67H138V65H137ZM154 67H155V66H154ZM160 67H162V66H160ZM165 67H166V65H165ZM170 67H169V68H170ZM176 67H177V65H176ZM182 67H180V68H182ZM197 67H198V66H197ZM197 67H196V68H197ZM231 67H232V65H231ZM238 67H239V66H238ZM88 68H89V67H88ZM138 68H139V67H138ZM148 68H151V67H148ZM162 68H163V67H162ZM169 68L166 67V70L169 69ZM172 68H173V67H172ZM174 68H175V67H174ZM177 68H178V67H177ZM187 68L189 69V68H190V65H188ZM187 68H184V67H183V70L185 71V69H187ZM124 69H125V68H124ZM126 69L128 70V68H126ZM130 69H131V67H130ZM140 69H141V66H140ZM151 69H155V68H151ZM163 69H164V68H163ZM178 69H179V68H178ZM197 69H198V68H197ZM201 69H203V68H201ZM41 70H42V69H41ZM122 70H123V69H122ZM132 70H133V69H132ZM134 70H135V69H134ZM137 70H138V69H137ZM146 70H147V69H146ZM169 70H170V69H169ZM176 70H177V69H176ZM222 70L225 71V69H221V71H222ZM88 71H89V70H88ZM93 71H94V70H93ZM125 71H126V70H125ZM147 71H148V70H147ZM155 71H156V70H155ZM155 71H154V72H155ZM157 71H158V70H157ZM164 71H165V70H164ZM164 71H162V72L164 73ZM172 71H173V70H172ZM174 71H175V70H174ZM174 71H173V72H174ZM190 71H192L191 68H190ZM190 71H189V72H190ZM195 71H196V70H195ZM218 71H219V70H218ZM223 71H222V72H223ZM38 72H39V71H38ZM38 72H37V73H38ZM129 72H130V70H129ZM148 72H151V71H148ZM152 72H153V71H152ZM152 72H151V74H152ZM159 72H160V71H159ZM176 72H177V71H176ZM181 72H182V70H181ZM189 72H187V73H189ZM196 72H197V71H196ZM196 72H195V73H196ZM165 73H167V72L165 71ZM169 73H171V72H169ZM169 73H167V74H169ZM191 73H192V72H191ZM195 73H194V74H195ZM198 73H199V72H198ZM84 74H85V73H84ZM84 74H83V75H84ZM87 74H88V72H87ZM128 74H129V73H128ZM154 74H156V72H155ZM167 74H166V75H167ZM178 74H179V73H178ZM180 74H181V73H180ZM182 74H183V72H182ZM182 74H181V75H182ZM189 74H190V73H189ZM196 74H197V73H196ZM196 74H195V75H196ZM212 74H215V73H212ZM218 74H219L218 76H220V73H218ZM100 75H101V74H100ZM126 75H127V73H126ZM133 75H135V74H134V71H133ZM140 75H141V74H140ZM147 75H148V74H147ZM149 75H150V74H149ZM171 75H172V74H171ZM171 75H170V76H171ZM181 75H179V76H181ZM184 75H185V74H184ZM201 75H202V74H201ZM203 75H204V74H203ZM88 76H89V75H88ZM88 76H87V78H88ZM150 76H151V75H150ZM153 76H156V75H153ZM162 76H165V75L163 74ZM179 76H177V77H179ZM199 76H200V75H199ZM205 76H207V75H205ZM210 76H211V75H210ZM210 76H209V77H210ZM92 77H93V76H92ZM92 77L90 76V78H92ZM94 77H95V78H94V81H96V83L98 84V82L100 81V80H99L100 78H99L97 75H95V74H94ZM129 77H131V76H129ZM133 77H134V76H133ZM135 77H136V76H135ZM185 77H186V76H185ZM200 77H201V76H200ZM220 77H221V76H220ZM77 78H78V77H77ZM77 78H76V79H77ZM84 78H85V77H84ZM84 78H83V79H84ZM104 78H105V77H104ZM107 78H108V77H107ZM131 78H132V77H131ZM151 78H153V77L151 76ZM158 78H159V77H158ZM168 78H169V77L167 76V77H166V82H167V79H168ZM192 78H193V77H191V79H192ZM194 78H196V77H194ZM201 78H202V77H201ZM206 78H208V77H206ZM206 78H205V79H206ZM73 79H74V78H73ZM81 79H82V78H81ZM81 79H80V80H81ZM88 79H89V78H88ZM101 79H102V78H101ZM105 79H106V78H105ZM142 79L144 80V77H143ZM147 79H148V78H147ZM147 79H146V80H147ZM161 79H162V78H161ZM176 79H177V78H176ZM176 79H175V80H176ZM180 79H181V78H180ZM186 79H187V78H185L184 80H186ZM197 79H198V78H197ZM199 79H200V78H199ZM205 79H204V80H205ZM49 80H50V78H49ZM129 80H130V79H129ZM132 80H133V79H132ZM132 80H131V81H132ZM135 80H136V79H135ZM135 80H134V81H135ZM157 80H159V79H157ZM175 80H174V81H175ZM194 80H195V79H194ZM206 80H207V79H206ZM206 80H205V81H206ZM218 80H219V78H218ZM78 81H79V80H78ZM87 81H88V80H87ZM90 81H91V80H90ZM92 81H93V79H92ZM94 81H93V83H94ZM106 81H109V80H106ZM124 81H126V80H124ZM140 81H141V80H140ZM144 81H145V80H144ZM144 81H143V82H144ZM169 81H170V80H169ZM174 81H173V82H174ZM176 81H177V80H176ZM179 81H180V80H179ZM201 81H202V80H201ZM205 81H204V82H205ZM209 81H210V80H209ZM211 81H212V83H213V82L215 83V81H213V80H211ZM25 82H26V81H25ZM67 82H68V81H67ZM71 82H72V80H71ZM82 82H83V81H82ZM100 82H101V81H100ZM100 82H99V83H100ZM122 82H123V81H122ZM137 82H139V81H137ZM148 82H149V81H148ZM148 82H147V84H148ZM153 82H154V81H153ZM163 82H164V84H169V83H166L165 80L162 81V83H163ZM183 82H184V81H183ZM9 83H10V82H9ZM83 83H84V82H83ZM85 83H86V82H85ZM103 83H104V81H103ZM106 83H107V82H106ZM124 83H125V82H124ZM126 83H127V82H126ZM129 83L131 84V82H129ZM133 83H134V82H133ZM133 83H132V84H133ZM144 83H145V82H144ZM155 83H157V82H155ZM175 83H176V82H175ZM189 83L191 84V82H189ZM28 84H29V83H28ZM64 84H65V83H64ZM87 84H88V83H87ZM87 84H86V85H87ZM101 84H102V83H101ZM104 84H105V83H104ZM114 84H116V82H115ZM114 84L112 83V86H113ZM132 84H131V85H132ZM145 84H146V83H145ZM164 84H161V85L159 84L158 88L155 87L156 90H154V91L149 90V91H151V94H150V92H149V95H148V96L146 95L148 99H151V98L154 99V101H152L153 104H154V103H156V104H157V103L160 104V106H162V107H160V108H163L169 100H171V99H176V98H177V97H176V98H174V97L171 98L170 95L166 96L165 94H164V96H166V97H162V95H161V96L159 95V93H160L159 91H162L163 89H165L164 86H166V85H164ZM172 84H173V83H172ZM190 84H189V86H188V85H187V86L190 87ZM200 84L202 85V83H200ZM200 84H199V86H201ZM218 84H220L219 81H218ZM263 84H264V83H263ZM263 84H261V85H263ZM22 85H23V83H22ZM84 85H85V84H84ZM95 85H96V84H95ZM105 85H106V84H105ZM116 85H117V84H116ZM123 85H124V84H123ZM127 85H128V84H127ZM139 85H140V84L138 83V85L134 84V85H132V86H130V87H131L132 92H133L135 95H139V96H141V95H142V91L140 90ZM150 85H151V83H150ZM152 85H153V84H152ZM157 85H158V84H157ZM169 85H170V84H169ZM179 85H181V84H179ZM194 85H195V84H194ZM203 85H204V84H203ZM209 85H211V84H209ZM257 85H258V84H256V86H257ZM8 86H12V85H8ZM20 86H21V85H20ZM20 86H18V87H20ZM25 86H26V85H25ZM29 86H30V85H29ZM72 86H73V85H72ZM74 86H75V85H74ZM76 86H77V85H76ZM110 86H111V85H110ZM143 86H144V85H143ZM154 86H155V85H154ZM204 86H205V85H204ZM221 86H222V85H221ZM248 86H249V85H248ZM248 86L245 87V89L248 88ZM254 86H255V85H254ZM254 86H253V87H254ZM256 86H255V87H256ZM258 86L260 87V84H259ZM258 86H257V87H258ZM12 87H13V86H12ZM14 87L16 88L17 86L14 85ZM30 87H31V86H30ZM46 87H48V86L46 85ZM70 87H71V86H70ZM78 87H79V85H78ZM92 87H93V86H92ZM100 87H102V86H100ZM103 87H104V85H103ZM128 87H129V86H128ZM130 87H129V88H130ZM168 87H169V86H168ZM205 87H207V86H205ZM218 87H219V86H218ZM218 87H217V88H218ZM253 87H250V86H249L248 90H249V91H250V90L252 91V88H253ZM15 88H14V89H15ZM22 88H23V86H22ZM76 88H77V87H76ZM83 88H84V87H83ZM83 88H82L81 92L83 91ZM85 88H86V86H85ZM166 88H167V87H166ZM200 88H202V87H200ZM200 88H198V89H200ZM214 88H215V87H214ZM221 88H222V87H221ZM221 88H220V89H221ZM250 88H251V89H250ZM14 89H13V90H14ZM25 89H26V88H25ZM25 89H24V90H25ZM30 89H34V87H32V88H30ZM30 89H29V90H30ZM44 89H45V88H44ZM67 89H68V88H67ZM71 89H72V88H71ZM78 89H80V88H78ZM93 89H94V87H93ZM97 89H98V88H97ZM100 89H101V88H100ZM100 89H99V91H100ZM110 89H111V88H110ZM110 89H109V90H110ZM147 89H149V88H147ZM153 89H154V87H153ZM167 89H168V88H167ZM173 89H174V88H173ZM186 89H187V88H186ZM186 89H185V90H186ZM191 89H192V88H191ZM191 89H189V92L191 91ZM198 89H197V91H198ZM212 89H213V88H212ZM245 89H244V91H245ZM254 89H255V88H254ZM10 90H11V87H10ZM10 90H9V91H10ZM15 90H16V89H15ZM19 90H21V89L19 88ZM26 90H27V89H26ZM29 90H28V91H29ZM34 90H35V89H34ZM41 90H42V89H41ZM46 90H48V89H46ZM76 90H77V89H76ZM88 90H89V89H88ZM105 90H106V89H105ZM200 90H201V89H200ZM200 90H199V91H200ZM204 90H205V89H204ZM204 90H203V93H204ZM206 90H207V89H206ZM215 90H216V89H215ZM217 90H218V89H217ZM242 90H243V89H242ZM248 90L246 89V91H248ZM256 90H258L259 92L264 93V85L261 86L260 88H257ZM21 91H23V90H21ZM38 91H39V90H38ZM68 91H70V90H68ZM99 91H97L98 94H99ZM102 91H103V90H102ZM168 91H170V90H167V93H168ZM193 91H194V90H193ZM235 91H236V90H235ZM237 91H238V90H237ZM244 91H243V93H244ZM14 92H15V91H14ZM42 92H43V91H42ZM46 92H47V91H46ZM48 92H51V93H52V91H49V90H48ZM73 92H74V91H73ZM76 92H78V91H76ZM146 92H147V90H146ZM164 92H165V91H164ZM179 92H180V91H179ZM183 92H184V90H183ZM189 92H188V93H189ZM195 92H196V91H195ZM205 92H206V91H205ZM214 92H215V91H214ZM238 92H239V91H238ZM11 93H12V92H11ZM25 93H26V92H25ZM27 93H28V92H27ZM27 93H26V96H27ZM43 93H44V92H43ZM83 93H85V92L83 91ZM88 93H89V92H88ZM97 93H96V95H97ZM107 93H108V92H107ZM123 93H124V92H123ZM129 93H130V92H129ZM129 93H128V94H129ZM144 93H145V92H144ZM177 93H178V92H177ZM197 93H198V92H197ZM197 93H196V94H197ZM201 93H202V90H201ZM203 93H202V94H203ZM206 93H207V92H206ZM230 93H233V91L230 92ZM239 93H240V92H239ZM248 93H249V92H248ZM21 94H23V93H21ZM31 94H32V93H30V95H31ZM45 94L47 95V93H45ZM49 94H50V93H49ZM53 94L56 96L55 93H53ZM60 94H62V93L60 92ZM76 94H77V93H76ZM94 94H95V93H94ZM101 94H102V93H101ZM175 94H176V93H175ZM179 94H180V93H179ZM210 94H211V93H210ZM213 94H214V93H213ZM234 94H235V92H234ZM244 94H245V93H244ZM244 94H243V95L241 94V95L244 96ZM251 94H252V93H251ZM253 94H254V93H253ZM7 95H10V93H8ZM50 95H51V94H50ZM85 95H86V94H85ZM88 95H91V94H88ZM109 95H110V94H109ZM115 95H118V93L115 94ZM125 95H126V94H125ZM129 95H130V94H129ZM185 95H187V93H185ZM185 95H182V96H183V99H184V96H185ZM188 95H189V94H188ZM190 95H191V93H190ZM194 95H195V94H194ZM230 95H231V94H230ZM14 96H15V95H14ZM14 96H11V97H8V98H10V100H11V98L13 99ZM19 96H20V95H19ZM48 96H49V95H48ZM52 96H53V95H52ZM68 96H69V95H68ZM68 96H67V97H68ZM79 96H81L80 93H79ZM82 96H83V95H82ZM92 96H93V95H92ZM118 96H119V95H118ZM126 96H127V95H126ZM156 96H159L158 98H160L159 100L157 99V101H156ZM171 96H172V95H171ZM180 96H181V95H179V97H180ZM191 96H192V95H191ZM191 96H190V97H191ZM197 96H198V95H197ZM197 96H193V97H197ZM202 96H203V95H202ZM211 96H212V95H211ZM228 96H229V93H228ZM253 96H254V95H253ZM28 97H29V95H28ZM37 97H39V96H37ZM63 97H64V96H63ZM69 97H70V96H69ZM73 97L75 98V96H73ZM83 97H84V96H83ZM88 97H89V96H88ZM95 97H96V96H95ZM95 97L93 98V100L96 99ZM136 97H137V96H136ZM213 97H214V95H213ZM232 97H233V96H232ZM237 97H238V96H237ZM255 97H256V96H255ZM255 97H253V98L255 99ZM35 98H36V97H35ZM44 98H45V97H44ZM52 98H54V97H52ZM58 98H60V97H58ZM61 98H62V95H61ZM64 98H65V97H64ZM85 98H86V97H85ZM91 98H92V97H91ZM91 98H90V99H91ZM122 98H124V97H122ZM130 98H131V97L129 96V99H130ZM180 98H181V97H180ZM215 98H216V97H215ZM258 98H259V97H258ZM261 98H262V96H261ZM24 99H25V96H24ZM36 99H37V98H36ZM48 99H49V97H48ZM71 99H73V98H71ZM79 99H80V98H79ZM106 99H107V98H106ZM117 99H119V98H117ZM133 99H134V97H133ZM135 99H136V98H135ZM152 99H151V100H152ZM185 99H186V97H185ZM188 99H189V97H188ZM196 99H197V98H196ZM198 99H199V98H198ZM202 99H203V98H202ZM246 99H249V98L246 97ZM251 99H252V98H250V100H251ZM254 99H253V100H254ZM259 99H260V98H259ZM7 100H8V99H7ZM19 100H20V99H19ZM31 100H32V99H31ZM41 100H42V99H41ZM51 100H52V99H51ZM76 100H77V99H76ZM86 100L89 101V99H86ZM91 100H92V99H91ZM91 100H90V101H91ZM107 100L110 101V99H107ZM130 100H131V102H132V99H130ZM143 100H144V99H143ZM145 100H146V99H145ZM145 100H144V101H145ZM238 100H240V99H238ZM244 100H245V98H244ZM8 101H9V100H8ZM15 101H16V100H14V103H16ZM22 101H23V100H21V102H22ZM36 101H38V100H36ZM46 101H47V100H46ZM61 101H62V100H61ZM65 101H66V99H65ZM70 101H71V100H70ZM73 101H74V100H73ZM78 101H79V100H78ZM82 101H84V100H82ZM88 101H85V102H88ZM94 101H96V100H94ZM103 101H104V100H103ZM134 101H135V100H134ZM141 101H142V100H141ZM144 101H143V102H144ZM177 101H178V100H177ZM189 101H190V99H189ZM191 101H192V100H191ZM196 101H198V100H196ZM218 101H219V100H218ZM245 101H246V100H245ZM245 101H242L241 103H243V102H245ZM257 101H258V100H256V102H257ZM260 101H263V100H260ZM12 102H13V101H12ZM21 102H19V103H21ZM31 102H32V101H31ZM44 102H45V101H44ZM53 102H54V101H53ZM79 102H81V100H80ZM114 102H115V101H114ZM117 102H118V101H117ZM124 102H125V101H124ZM126 102H127V101H126ZM129 102H130V101H129ZM129 102H128V103H129ZM147 102H148V101H147ZM183 102H185V101H183ZM199 102H200V101H199ZM199 102H198V103H199ZM231 102H232V101H231ZM235 102H236V101H235ZM247 102H248V100H247ZM256 102H255V103H256ZM22 103H23V102H22ZM26 103H27V102H26ZM45 103H46V102H45ZM56 103L58 104V102H56ZM63 103H64V102H63ZM71 103H72V102H71ZM81 103H83V102H81ZM94 103H95V102H94ZM94 103H93V104H94ZM112 103H113V101H112ZM122 103H123V102H122ZM141 103H142V102H141ZM144 103H146V102H144ZM144 103H143V104H144ZM149 103H151V102H149ZM149 103H148V104H149ZM174 103H175V102H174ZM186 103H187V102H186ZM189 103H190V102H189ZM213 103H215V101H214ZM216 103H217V102H216ZM219 103H220V102H219ZM219 103H218V105H220ZM232 103H233V102H232ZM248 103H249V102H248ZM250 103H252V102L250 101ZM253 103H254V102H253ZM8 104H9V103H8ZM28 104H29V102H28ZM43 104H44V103H43ZM43 104H42V105H43ZM73 104H74V103H73ZM85 104H86V103H85ZM93 104H92V105H93ZM102 104H104V107H105V105H107V104L104 103V102H103ZM102 104H101V105H102ZM113 104H114V103H113ZM113 104H111L112 108H113ZM123 104H124V103H123ZM133 104L136 105L135 102L132 103V105H133ZM146 104H147V103H146ZM146 104H145V105H146ZM167 104L169 105V103H167ZM171 104H172V103H171ZM180 104H181V103H180ZM183 104H184V103H183ZM191 104H193V103H191ZM191 104H189V105H191ZM221 104H224V103H221ZM227 104H229V103H227ZM233 104H234V103H233ZM236 104H237V103H236ZM259 104H261V103H259ZM262 104H263V103H262ZM30 105H31V104H30ZM94 105H95V104H94ZM114 105H115V104H114ZM119 105H120V104H119ZM119 105H118V106H119ZM132 105L130 104V105H128V106L130 107V106H132ZM154 105H155V104H154ZM194 105H196V104L194 103ZM218 105L216 104V106H218ZM238 105H240V104H238ZM246 105H247V104H246ZM18 106H19V105H18ZM27 106H28V105H27ZM60 106H61V105H60ZM68 106H69V105H68ZM72 106H73V105H72ZM80 106H81V105L79 104V107H78L77 109L80 110V109H81ZM107 106H108V105H107ZM107 106H106V107H107ZM125 106H126V105H125ZM125 106H123V107H125ZM140 106H141V105H140ZM166 106H167V105H166ZM170 106L172 107V105H170ZM177 106H180V105H177ZM182 106H183V105H181V107H182ZM206 106H207V105H206ZM213 106H214V105H213ZM244 106H245V105H244ZM244 106H243V107H244ZM248 106H249V104H248ZM248 106H247V107H248ZM250 106H251V104H250ZM258 106H259V105H258ZM262 106H263V105H262ZM9 107H10V105H9ZM44 107H45V106H44ZM57 107H59V106L57 105ZM91 107H92V106H91ZM150 107H151V106H150ZM156 107H157V106H156ZM173 107H174V106H173ZM173 107H172V108H173ZM183 107H184V106H183ZM193 107H194V106H193ZM201 107H202V106H201ZM208 107H209V106H208ZM211 107H212V106H211ZM220 107H221V105H220ZM227 107L230 108V104H229V106L227 105ZM227 107L225 108V110L227 109ZM243 107H242V108H243ZM247 107H246V108H247ZM251 107H252V106H251ZM256 107H257V106H256ZM6 108H7V107H6ZM13 108H14V107H13ZM55 108H56V107H55ZM61 108H62V107H61ZM68 108H69V107H68ZM87 108L89 109V106H88ZM92 108H93V107H92ZM100 108H101V107H100ZM107 108H108V107H107ZM112 108H111V109H112ZM117 108H118V107H117ZM139 108H140V107H139ZM139 108H137L136 110H138ZM144 108L146 109V107H144ZM199 108H200V107H199ZM204 108H205V107H204ZM209 108H210V107H209ZM214 108H215V107H214ZM216 108H217V107H216ZM229 108H228V109H229ZM231 108H232V107H231ZM257 108H258V107H257ZM257 108H256V109H257ZM43 109H44V108H43ZM47 109H48V106H47ZM69 109H70V108H69ZM71 109H72V108H71ZM77 109H76V110H77ZM83 109H84V107H83ZM85 109H86V108H85ZM85 109H84V110H85ZM88 109H87V112H88ZM94 109H95V108H93L92 110H94ZM114 109H115V108H114ZM130 109H132V108H129V110H130ZM134 109H135V108H134ZM152 109H155V108L153 107ZM166 109H167V108H166ZM189 109H190V108H189ZM201 109H203V107H202ZM234 109H235V108H234ZM234 109H233V110H230V113L233 114L234 116H238L239 113H238L236 110H234ZM238 109L241 110L240 108H238ZM45 110H46V109H45ZM59 110H60V109H59ZM97 110H98V109H97ZM106 110H107V109H106ZM129 110H128V111H129ZM142 110H143V109H142ZM170 110H171V108H170ZM170 110H169V107H168V110H166V112H168V111H170ZM173 110L175 111L173 114H176V111H177V110H175L174 108H173ZM193 110H194V109H193ZM205 110H206V109H205ZM253 110H255V109L253 108ZM253 110H252V111H253ZM9 111H10V109H9ZM11 111H12V110H11ZM18 111H19V110H18ZM62 111H63V110H62ZM65 111H66V110H65ZM67 111H68V110H67ZM72 111H73V110H72ZM102 111H103V110H102ZM102 111H101V112H102ZM108 111H109V110H108ZM110 111H111V110H110ZM119 111H120V110H119ZM133 111H134V110H133ZM133 111L130 110V112H133ZM171 111H172V110H171ZM171 111H170V112H171ZM226 111H227V110H226ZM243 111H244V110H243ZM44 112H45V111H43V113H44ZM75 112H76V111H75ZM92 112H93V111H92ZM101 112H100V113H101ZM103 112H104V111H103ZM106 112H107V111H106ZM136 112H137V111H136ZM138 112H141V110H139ZM144 112H145V110H144ZM144 112H143V113H144ZM179 112L182 113V111H179ZM206 112H207V111H206ZM259 112H260V111H259ZM53 113H54V112H53ZM62 113H63V112H62ZM71 113H72V112H71ZM71 113H69V114H71ZM77 113H78V110H77ZM81 113H82V112H81ZM84 113H85V112H84ZM113 113H114V111H113ZM113 113H112V114H113ZM120 113H121V112H120ZM120 113H119V114H120ZM126 113H127V110H126ZM148 113H149V112H148ZM151 113H152V112H151ZM181 113H180V114H181ZM214 113H216V112H214ZM240 113H241V112H240ZM242 113H243V112H242ZM245 113H246V112H245ZM248 113H249V112H248ZM19 114H20V113H19ZM40 114H41V113H39V115H40ZM48 114H50V113L48 112ZM57 114H58V113H57ZM69 114H68V115H69ZM86 114H87V113H85V115H84V114H82V115L86 116ZM101 114H102V113H101ZM101 114H99V115H101ZM109 114H110V113H109ZM116 114H117V113H116ZM122 114H123V113H122ZM129 114H131V113H129ZM156 114H157V112H156ZM165 114H166V113H165ZM169 114H172V112L169 113ZM177 114H178V112H177ZM180 114H178V115H180ZM184 114H185V113H184ZM192 114L194 115L195 113H192ZM219 114H220V113H219ZM257 114H258V113H257ZM257 114H256V115H257ZM260 114H261V113H260ZM43 115H44V114H43ZM59 115H60V114H59ZM61 115H63V114H61ZM65 115H66V114H65ZM65 115H64V116H65ZM74 115H76V114H74ZM92 115H93V114H92ZM96 115H97V114H96V112H95L94 117H93V118L91 117V119H93V120H97V119H99V118H97ZM99 115H98V116H99ZM126 115H127V114H126ZM147 115H148V114H147ZM153 115H154V114H153ZM163 115H164V114H163ZM190 115H191V114H190ZM193 115H192V116H193ZM204 115H205V114H204ZM220 115H221V114H220ZM227 115H228V114H227ZM253 115H254V114H253ZM32 116H33V114H32ZM36 116H37V115L35 114V117H36ZM48 116H49V115H48ZM80 116H81V114H80ZM84 116H82V119H76V122H74V125H70V126L66 127V129L63 130L64 132L61 133V134H62V135H61V138H59V139H61V142L58 141L60 144H63V145H64V143H68V141H71L72 139H74V133H73V132H74V130H76V129L78 130V132H76V133H78L77 135L80 134V135H82V136H84V137H86V136H90V137H91L93 134L97 133L98 131H101V130L104 129V128H108V127H110L111 124H113V122L111 123V122H109V121L107 120V122H102V123L100 122V125H97V124H96V126H95V124H94V126L90 127L91 125H90V126H89V125H85V123H84V118H85V117H84ZM88 116H89V114H88ZM102 116H103V115H101V118H102ZM107 116H108V115H107ZM112 116H114V115H112ZM123 116H125V112H124ZM128 116H129V115H128ZM154 116H155V115H154ZM167 116H168V115H167ZM184 116H185V115H184ZM201 116H202V115H201ZM225 116H226V115H225ZM250 116H251V115H250ZM35 117H33V118H35ZM46 117H47V115H46ZM75 117H76V116H75ZM78 117H79V116H78ZM89 117H90V116H89ZM89 117H88V118H89ZM145 117H146V116H145ZM163 117H164V116H163ZM165 117H166V116H165ZM169 117H170V116H169ZM169 117H168V119H169ZM172 117H173V116H172ZM178 117H179V116H178ZM181 117H182V116H181ZM230 117H231V116H230ZM239 117H240V116H239ZM243 117H246V114H245V116H242L241 118H243ZM256 117H257V116H256ZM42 118H43V116H42ZM59 118H60V117H59ZM69 118H70V116H69ZM110 118H112V117H110ZM124 118H125V117H124ZM127 118H128V117H127ZM127 118H125L126 121H128ZM149 118H151V117H149ZM166 118H167V117H166ZM179 118H180V117H179ZM179 118H178V120H179ZM182 118H183V117H182ZM187 118H189V117H187ZM195 118H196V117H195ZM226 118H227V116H226ZM235 118H236V117H235ZM246 118H247V117H246ZM252 118H253V117H252ZM40 119H41V118H40ZM67 119H68V118H67ZM73 119H74V118H73ZM103 119H104V118H103ZM105 119H106V118H105ZM107 119H108V118H107ZM112 119H113V118H112ZM120 119L122 120V118H120ZM134 119H135V118H134ZM134 119H132V120H134ZM176 119H177V118H176ZM176 119H175V120H176ZM254 119H255V118H254ZM261 119H262V118H261ZM34 120H35V119H34ZM36 120H37V118H36ZM47 120H48V119H47ZM114 120H115V119H114ZM132 120H131V121H132ZM163 120H164V119H163ZM171 120H172V119H171ZM192 120H193V119H192ZM228 120H229V119H228ZM239 120H240V118H239ZM241 120H242V119H241ZM250 120H252V119H250ZM257 120H259V119H257ZM262 120H263V119H262ZM88 121H89V119H88ZM99 121H100V119H99ZM101 121H102V120H101ZM105 121H106V120H105ZM115 121H116V120H115ZM118 121H119V119H118ZM118 121H117V122H118ZM136 121H137V120H136ZM145 121H146V119H144L143 122H145ZM176 121H177V120H176ZM183 121H184V120H183ZM231 121H232V120H231ZM237 121H238V120H237ZM243 121H244V120H243ZM247 121H248V120H247ZM247 121H246V122H247ZM255 121H256V119H255ZM28 122H31V121H28ZM60 122H61V121H60ZM63 122H64V121H63ZM69 122H70V121H69ZM97 122H98V121H96L95 123H97ZM117 122H116V123H117ZM151 122H152V121H151ZM151 122H150V123H151ZM155 122H156V120H155ZM186 122H187V121H186ZM244 122H245V121H244ZM246 122H245V123H246ZM248 122L251 123V121H248ZM248 122H247V123H248ZM257 122H259V121H257ZM262 122H264V121H262ZM65 123H67V122H65ZM116 123H115V124H116ZM127 123H128V122H127ZM131 123H132V122H131ZM131 123H130V124H131ZM133 123H134V122H133ZM147 123H148V122H147ZM169 123H170V122H169ZM172 123H173V122H172ZM172 123H171V124H172ZM241 123H242V122H241ZM255 123H256V122H255ZM22 124H23V123H22ZM31 124H32V122H31ZM36 124H37V123H36ZM122 124H123V122H122ZM125 124H126V123H125ZM128 124H129V123H128ZM138 124H139V123H138ZM166 124H167V123H166ZM181 124H182V123H181ZM29 125H30V123H29ZM34 125H35V124H34ZM34 125H33L32 127H34ZM41 125H42V124H41ZM43 125H44V124H43ZM60 125H61V124H60ZM60 125H59V126H60ZM131 125H133V124H131ZM141 125H144V124L142 123ZM179 125H180V123H179ZM189 125H191V124H189ZM210 125H211V124H210ZM210 125H209V126H210ZM222 125H223V124H222ZM228 125H229V124H228ZM231 125H232V124H231ZM234 125H235V124H234ZM234 125H233V126H234ZM236 125H237V124H236ZM250 125H251V124H250ZM16 126H17V125H16ZM25 126H26V124H25ZM184 126L186 127V125H184ZM184 126H183V127H184ZM213 126H214V125H213ZM213 126H212V127H213ZM245 126H246V125H245ZM247 126H248V124H247ZM253 126H255V125H253ZM260 126H261V125H260ZM27 127H28V126H27ZM62 127H63V126H62ZM116 127H117V126H116ZM134 127H136V126L134 125ZM138 127H139V126H138ZM138 127H137V128H138ZM140 127H141V126H140ZM178 127H179V126H178ZM222 127H223V126H222ZM240 127H241V126H240ZM242 127H243V126H242ZM22 128H23V127H22ZM24 128H25V127H24ZM60 128H61V127H60ZM118 128H119V127H118ZM124 128H125V127H124ZM166 128H167V127H166ZM170 128H171V127H170ZM173 128H174V126H173ZM202 128H203V127H202ZM206 128H207V127H206ZM215 128H216V127H215ZM215 128H212V129L215 130ZM218 128H220V127H218ZM229 128H230V126H229ZM232 128H233V127H232ZM237 128H238V126H237ZM237 128H236V130H237ZM260 128H262V127H260ZM263 128H264V127H263ZM13 129H14V128H13ZM19 129H20V128H19ZM27 129H28V128H27ZM32 129H33V128H32ZM113 129H114V128H113ZM126 129H127V127H126ZM126 129H125V130H126ZM131 129H132V128H131ZM153 129H154V128H153ZM155 129H156V128H155ZM157 129H158V128H157ZM163 129H164V128H163ZM189 129H190V128H189ZM192 129H193V128H192ZM220 129H222V128H220ZM225 129H226V128H225ZM230 129H231V128H230ZM230 129H229V130H230ZM238 129H239V128H238ZM21 130H23V129H21ZM28 130H29V129H28ZM28 130H27V131H28ZM110 130H111V129H110ZM147 130H148V129H147ZM169 130H170V129H169ZM227 130H228V128H227ZM234 130H235V128H234ZM31 131H32V130H31ZM108 131H109V130H108ZM122 131H123V130H122ZM150 131H151V129H150ZM150 131H148V132H150ZM159 131H160V130H159ZM197 131H198V129H197ZM197 131H196V132H197ZM230 131H231V130H230ZM238 131H239V130H238ZM240 131H241V129H240ZM28 132H29V131H28ZM28 132H27V133H28ZM55 132H56V131H55ZM103 132H104V131H103ZM109 132H110V131H109ZM109 132H107V133L109 134ZM125 132H126V131H125ZM125 132H124V133H125ZM128 132H129V131H128ZM192 132H193V130H192ZM194 132H195V131H194ZM203 132H204V131H203ZM203 132H202V133H203ZM205 132H206V131H205ZM19 133H20V132H19ZM19 133H17L18 136L20 135ZM32 133H33V132H32ZM59 133H60V130H59ZM100 133H101V132H100ZM107 133H106V134H107ZM112 133H113V132H112ZM114 133H115V132H114ZM122 133H123V132H122ZM197 133H198V132H197ZM206 133H208V132H206ZM211 133H213V132H211ZM216 133H217V132H216ZM21 134H22V133H21ZM57 134H58V133H57ZM103 134H105V133H103ZM108 134H107V135H108ZM115 134H117V133H115ZM115 134H114V136H116ZM126 134H127V133H126ZM189 134H190V133H189ZM193 134H194V133H193ZM200 134H201V133H200ZM227 134H228V133H227ZM232 134H233V133H232ZM241 134H242V133H241ZM256 134H257V133H256ZM258 134H261V133L258 132ZM258 134H257V137H258ZM263 134H264V133H263ZM26 135H27V134H26ZM52 135H53V134H52ZM55 135H56V134H55ZM203 135H204V133H203ZM216 135H217V134H216ZM223 135H224V134H223ZM229 135H230V133H229ZM30 136H31V135H30ZM82 136H81V137H82ZM99 136H102V135H99ZM99 136H97V137H99ZM105 136H106V135H105ZM110 136H111V135H110ZM119 136H120V135H119ZM121 136H122V134H121ZM134 136H135V135H134ZM193 136H194V135H193ZM199 136H200V135H199ZM199 136H198V137H199ZM204 136H205V135H204ZM218 136H219V135H218ZM232 136H233V135H232ZM238 136H239V135H238ZM259 136H260V135H259ZM19 137H20V136H19ZM59 137H60V136H59ZM77 137H78V136H77ZM77 137H76V138H77ZM94 137H95V136L93 135V138H94ZM106 137H109V136H106ZM123 137H124V136H123ZM138 137H139V136H138ZM143 137H144V136H142V138H143ZM205 137H206V136H205ZM209 137H212V136L210 135ZM214 137H215V136H214ZM224 137H226V136H224ZM229 137H230V136H229ZM233 137H234V136H233ZM24 138H25V137H24ZM27 138H28V137H27ZM27 138H26V139H27ZM29 138H30V137H29ZM50 138H51V137H50ZM86 138H87V137H86ZM104 138H105V137H104ZM124 138H125V137H124ZM147 138H148V137H147ZM149 138H150V135H149ZM192 138H194V137H192ZM199 138H200V137H199ZM201 138H202V135H201ZM212 138H213V137H212ZM212 138H211V139H212ZM263 138H264V137H263ZM14 139H15V138H14ZM59 139H58V140H59ZM91 139H92V138H91ZM109 139H110V138H109ZM115 139H116V138H115ZM119 139H120V137H119ZM126 139H127V136H126ZM143 139H144V138H143ZM196 139H197V138H196ZM221 139H222V138H221ZM228 139H229V138H228ZM228 139L226 138V140H228ZM27 140H28V139H27ZM27 140H26V141H27ZM46 140H47V139H46ZM49 140H50V139H49ZM77 140H79V139H77ZM103 140H105V139H103ZM131 140H132V139H131ZM135 140H136V139H135ZM139 140L142 141L141 139H139ZM181 140H182V139H181ZM184 140H185V139H184ZM191 140H192V139H191ZM197 140H199V139H197ZM201 140H202V139H201ZM233 140H234V138H233ZM236 140H237V139H236ZM262 140H263V139H262ZM14 141H15V140H14ZM14 141H13V142H14ZM16 141H18V140H16ZM23 141H24V140H23ZM26 141H24V142H26ZM28 141H30V140H28ZM28 141H27V142H28ZM85 141H86V140L84 139V142H85ZM87 141H88V140H87ZM89 141H90V140H89ZM96 141H97V143H98V140H96ZM107 141H108V139H107ZM110 141H112V140H110ZM110 141H109V143H110ZM115 141L118 142V140H115ZM120 141H121V139H120ZM120 141H119V143H121ZM136 141H137V140H136ZM143 141H144V140H143ZM147 141H148V140H147ZM149 141H151V139H149ZM186 141H187V140H186ZM186 141H185V142H186ZM192 141H193V140H192ZM218 141H220V140H218ZM218 141H217V142H218ZM222 141L224 142V139H223ZM253 141H254V140H253ZM27 142H26V143H27ZM31 142H32V141H31ZM50 142H51V141H50ZM56 142H57V141H55V144L58 143V142H57V143H56ZM82 142H83V141H82ZM100 142H101V141H100ZM112 142H113V141H112ZM112 142H111L110 144H112ZM123 142H125V141H123ZM123 142H122V143H123ZM145 142H146V141H145ZM180 142H181V141H180ZM185 142H184V143H185ZM188 142H189V140H188ZM188 142H186V143H188ZM197 142H198V141H197ZM209 142H211V141H208V143H209ZM234 142H235V141H234ZM249 142H250V141H249ZM262 142H264V141H262ZM29 143H30V142H29ZM46 143H47V142H46ZM79 143H80V142H79ZM79 143H78V145H77V148L80 147V144H81V143H80V144H79ZM85 143H87V142H85ZM88 143H89V142H88ZM107 143H108V142H107ZM114 143H115V142H114ZM114 143H113V144H114ZM147 143H148V142H147ZM205 143H206V142H205ZM211 143H212V142H211ZM213 143H214V142H213ZM221 143H222V142H221ZM238 143H239V142H238ZM258 143H259V142H258ZM27 144H28V143H27ZM31 144H32V143H31ZM48 144H49V141H48ZM68 144H69V143H68ZM91 144H92V143H91ZM91 144H90V145H91ZM134 144H135V141H134ZM136 144H137V142H136ZM141 144H142V143H141ZM145 144H146V143H145ZM145 144H144V145H145ZM151 144H152V143H151ZM195 144H196V142H195ZM200 144H201V143H200ZM240 144H241V143H240ZM248 144H249V143H248ZM12 145H13V144H12ZM33 145H35V144H33ZM51 145H52V144H51ZM53 145H54V144H53ZM53 145H52V146H53ZM66 145H67V144H66ZM84 145H85V144H84ZM84 145H83V146H84ZM86 145H87V144H86ZM90 145H89V147H90ZM92 145H94V144H92ZM95 145H96V144H95ZM97 145H98V144H97ZM107 145H108V144H107ZM128 145H130V144H129V141H128ZM142 145H143V144H142ZM142 145H141V146H142ZM144 145H143V146H144ZM198 145H199V143H198ZM201 145H202V144H201ZM210 145H211V144H210ZM210 145H209V148H210ZM216 145H218V144L215 143V146H216ZM219 145H220V144H219ZM227 145H229L228 142H227ZM230 145H231V144H230ZM232 145H233V144H232ZM235 145H236V144H235ZM260 145H261V144H260ZM41 146H42V145H41ZM43 146H44V144H43ZM52 146H51V147H52ZM78 146H79V147H78ZM99 146H100V145H99ZM103 146H104V144H103ZM148 146H149V145H148ZM196 146H197V145H196ZM221 146H222V144H221ZM58 147H61V146H58ZM62 147H63V146H62ZM62 147H61V148H62ZM65 147H66V146L64 145L63 148H65ZM96 147H97V146H96ZM108 147H111V145L108 146ZM150 147H151V145H150ZM152 147H153V146H152ZM152 147H151V148H152ZM181 147H182V146H181ZM186 147H187V146H186ZM227 147H228V146H227ZM20 148H21V147H19V151H20ZM61 148H60V150H62ZM66 148H67V147H66ZM73 148H75V147H73ZM90 148H91V147H90ZM93 148H94V147H93ZM93 148H92V149H93ZM104 148H105V147H104ZM124 148H125V147H124ZM124 148H123V149H124ZM126 148H127V147H126ZM148 148H149V147H148ZM154 148H155V147H154ZM166 148H167V147H166ZM199 148H200V147H199ZM199 148H198V149H199ZM237 148H238V147H237ZM27 149H28V148H27ZM27 149H26V150H27ZM39 149H42V148H39ZM54 149H55V148H54ZM87 149H88V148H87ZM98 149H99V148H98ZM107 149H109V148H107ZM111 149H112V147H111ZM129 149H130V148H129ZM129 149H128V150H129ZM186 149H187V148H186ZM188 149H189V148H188ZM195 149H196V148H195ZM195 149H193V150H195ZM201 149H202V148H201ZM225 149H226V148H225ZM23 150H24V148H23ZM26 150H25V151H26ZM34 150H35V149H34ZM34 150H33V152H34ZM56 150H57V148H56ZM63 150H64V149H63ZM71 150H72V149H71ZM71 150L69 149V151H71ZM75 150H76V149H75ZM77 150H79V149H77ZM89 150H90V149H89ZM102 150H103V148H102ZM105 150H106V149H105ZM105 150H104V151H105ZM144 150H145V149H144ZM147 150H148V149H147ZM190 150H191V149H190ZM190 150H189V151H190ZM202 150H204V147H203ZM222 150H223V149H222ZM231 150H232V149H231ZM28 151H29V150H28ZM44 151H45V150H44ZM44 151H43V153H44ZM49 151H50V150H49ZM49 151H48V152H49ZM52 151H53V150H52ZM85 151H87L86 153L89 154V155L91 156V153H90L88 150H86V148H85ZM95 151H96V149L93 150V152H95ZM97 151H98V150H97ZM111 151H112V150H110V152H111ZM130 151H131V150H130ZM152 151H153V150H152ZM152 151H151V152H152ZM162 151H163V148H162ZM165 151H166V150H165ZM170 151H171V150H170ZM206 151H207V149H206ZM208 151H209V150H208ZM208 151H207V152H208ZM223 151H224V150H223ZM256 151H257V150H256ZM29 152H30V151H29ZM41 152H42V151H41ZM53 152H55V151H53ZM58 152H59V151H58ZM67 152H68V151H67ZM83 152H84V151H83ZM88 152H89V153H88ZM98 152H100V151H98ZM105 152H106V151H105ZM107 152H108V151H107ZM153 152H154V151H153ZM159 152H160V151H159ZM163 152H164V151H163ZM171 152H172V151H171ZM190 152H191V151H190ZM252 152H253V151H252ZM71 153H72V152H71ZM84 153H85V152H84ZM84 153H83V154H84ZM140 153H143V155H144V152H140ZM188 153H189V152H188ZM192 153L194 154V152H192ZM196 153H199V152H197V150H196ZM203 153H204V152H203ZM255 153H256V152H255ZM19 154H20V152H19ZM25 154H26V156H24L25 159L31 157V155H28L27 153H25ZM35 154H36V153H35ZM47 154H48V153H47ZM51 154H52V153H51ZM53 154L55 155L56 153H53ZM67 154H68V153H67ZM69 154H70V153H69ZM72 154H74V153H72ZM104 154H105V153H104ZM113 154H114V153H113ZM189 154H190V153H189ZM193 154H192V155H193ZM219 154H221V153H219ZM222 154H224V153H222ZM22 155H23V154H22ZM42 155H43V154H42ZM63 155H64V154H63ZM70 155H71V154H70ZM93 155H94V154H93ZM97 155H98V154H97ZM126 155H127V154H126ZM132 155H133V154H132ZM138 155H139V154H138ZM146 155H148V154H146ZM170 155H171V154H170ZM184 155H185V154H184ZM201 155H203V154H201ZM228 155H229V154H228ZM246 155H247V154H246ZM252 155H253V154H252ZM19 156H20V155H19ZM32 156H33V155H32ZM43 156H44V155H43ZM45 156H46V155H45ZM55 156H56V155H55ZM55 156H54V157H55ZM68 156H69V155H68ZM77 156H78V154H77ZM83 156H84V155H83ZM100 156H101V155H100ZM102 156H103V155H102ZM118 156H119V155H118ZM124 156H125V155H124ZM140 156H141V155H140ZM165 156H166V155H165ZM165 156H163V157H165ZM168 156H169V155H168ZM182 156H183V155H182ZM222 156H223V155H222ZM222 156H221V157H222ZM224 156H225V155H224ZM234 156H236V154H235ZM240 156H241V155H240ZM263 156H264V155H263ZM33 157H34V156H33ZM39 157H40V156H39ZM39 157H38V158H39ZM61 157H62V156H61ZM63 157H64V156H63ZM63 157H62V160L64 159ZM70 157H71V156H70ZM97 157H98V156H97ZM138 157H139V156H138ZM143 157H144V156H143ZM149 157H150V156H149ZM149 157H148V158H149ZM177 157H178V156H177ZM184 157L186 158V156H184ZM226 157H227V155H226ZM241 157H242V156H241ZM257 157H259V156H257ZM21 158H22V157H21ZM34 158H35V157H34ZM34 158L31 157V158H30L31 161H32V159H34ZM51 158H52V157H51ZM71 158H72V157H71ZM73 158L76 159V157H74V156H73ZM125 158H126V156H125ZM129 158H130V157H129ZM136 158H137V157H136ZM140 158H141V157H140ZM170 158H171V157H170ZM173 158H174V157H173ZM179 158H180V157H179ZM200 158H201V157H200ZM239 158H240V157H239ZM39 159H40V158H39ZM41 159H42V158H41ZM44 159H45V158H44ZM59 159H60V156H59ZM66 159H67V158H66ZM66 159H65V160H66ZM93 159H94V158H93ZM96 159H97V158H96ZM98 159H99V158H98ZM105 159H106V158H105ZM192 159H193V158H192ZM202 159H203V158H202ZM229 159H230V158H229ZM233 159H234V158H233ZM237 159H238V158H237ZM241 159H242V158H241ZM241 159H240V160H241ZM243 159H244V158H243ZM37 160H38V159H37ZM49 160H50V159H49ZM51 160H52V159H51ZM60 160H61V159H60ZM62 160H61V161H62ZM100 160H101V159H100ZM103 160H104V158H103ZM106 160H107V159H106ZM106 160H104V161H106ZM133 160H134V159H133ZM136 160H137V159H136ZM141 160H142V159H141ZM162 160H164V159H162ZM176 160H177V159H176ZM244 160H245V159H244ZM260 160H261V159H260ZM263 160H264V159H263ZM22 161H23V159H22L20 162H22ZM53 161H54V160H53ZM56 161H58V160H56ZM96 161H97V160H96ZM134 161H135V160H134ZM134 161H133V162H134ZM169 161H170V160H169ZM172 161H174V160H172ZM179 161H180V159H179ZM186 161H188V160H186ZM186 161H185V162H186ZM200 161H201V160H200ZM206 161H207V160H206ZM231 161H232V160H231ZM235 161H236V160H235ZM235 161H234V162H235ZM247 161H248V160H247ZM252 161H253V160H252ZM14 162H16V160H15ZM23 162L26 163V160H24ZM23 162H22V163H23ZM51 162H52V161H51ZM68 162H69V161H68ZM98 162H99V161H98ZM118 162H120V161H118ZM125 162H126V159H125ZM167 162H168V161H167ZM195 162H197V161L195 160ZM195 162H194V163H195ZM242 162H243V161H242ZM248 162H249V161H248ZM255 162H256V161H255ZM12 163H13V162H12ZM114 163H115V162H114ZM114 163H113V164H114ZM122 163H123V162H122ZM170 163H171V162H170ZM175 163H177V162H175ZM175 163H174V164H175ZM191 163H192V162H191ZM191 163H190V164H191ZM197 163H198V162H197ZM224 163H225V162H224ZM238 163H239V162H238ZM7 164H8V163H7ZM9 164H10V163H9ZM74 164H75V163H74ZM77 164L79 165V163H77ZM81 164H84V163H81ZM100 164H101V163H100ZM116 164H117V163H116ZM116 164H115V165H116ZM130 164H131V163H130ZM134 164H135V163H134ZM162 164H163V162H162ZM172 164H173V163H172ZM172 164H171V165H172ZM179 164H181V163L179 162ZM185 164H186V163H185ZM187 164H188V162H187ZM195 164H196V163H195ZM203 164H204V163H203ZM241 164H242V163H241ZM255 164H256V163H255ZM258 164H259V163H258ZM263 164H264V163H263ZM11 165H12V164H11ZM17 165H21V164H17ZM17 165H16V166H17ZM22 165H23V164H22ZM69 165H71V164H69ZM72 165H73V162H72ZM72 165H71V166H72ZM90 165H93V164H90ZM96 165H97V163H96ZM106 165H107V164H106ZM108 165H109V163H108ZM108 165H107L106 167H108ZM122 165L124 166V164H122ZM132 165H133V164H132ZM168 165H169V163H168ZM182 165H183V164H182ZM182 165H181V166H182ZM207 165H208V164H207ZM214 165H215V164H214ZM256 165H257V164H256ZM256 165H255V166H256ZM79 166H80V165H79ZM82 166H84V165H82ZM101 166H102V165H101ZM112 166H113V165H112ZM118 166H119V165H118ZM169 166H170V165H169ZM184 166H185V165H184ZM190 166H191V165H190ZM196 166H197V164H196ZM205 166H206V165H205ZM208 166H209V165H208ZM216 166H217V165H216ZM260 166H262V165H260ZM85 167H86V165H85ZM91 167H92V166H91ZM113 167H114V166H113ZM116 167H117V166H116ZM121 167H122V166H121ZM131 167H132V166H131ZM185 167H187V166H185ZM206 167H207V166H206ZM214 167H215V166H214ZM233 167H234V166H233ZM240 167H241V166H240ZM240 167H237V168H240ZM248 167H249V166H248ZM258 167H259V166H258ZM5 168H6V167H5ZM12 168H15V167H12ZM20 168H21V166H20ZM20 168L18 167V169H20ZM76 168H78V171H79V167H76ZM76 168H75V169H76ZM80 168H81V167H80ZM83 168H84V167H83ZM96 168H97V167H96ZM102 168H103V167H102ZM104 168H105V167H104ZM108 168H109V167H108ZM133 168H134V167H133ZM160 168H161V170H162L163 167H160ZM164 168H165V167H164ZM173 168H174V167H173ZM195 168H196V167H195ZM197 168H198V167H197ZM208 168H209V167H208ZM244 168H245V167H244ZM244 168H243V169H244ZM66 169H67V168H66ZM68 169H69V168H68ZM68 169L66 170V172L68 171ZM137 169H138V168H137ZM166 169H167V168H166ZM202 169H204V168H202ZM255 169H256V168H255ZM258 169H259V168H258ZM6 170H7V169H6ZM8 170H9V168H8ZM11 170H12V169H11ZM70 170H71V169H70ZM80 170H81V169H80ZM84 170H85V169H84ZM110 170H111V169H110ZM124 170H125V169H124ZM131 170H132V169H131ZM135 170H136V169H135ZM155 170H156V169H155ZM177 170H178V169H177ZM183 170H185V169H183ZM214 170H215V168H214ZM216 170H217V168H216ZM239 170H240V169H239ZM248 170H249V169H248ZM256 170H257V169H256ZM18 171H19V170H18ZM78 171H77V172H78ZM81 171H83V170H81ZM128 171H130V170H128ZM133 171H134V170H133ZM133 171H131V172H133ZM138 171H139V170H138ZM150 171H152V170H150ZM166 171H167V170H166ZM169 171H170V170H169ZM171 171H173V170H171ZM171 171H170V172H171ZM175 171H176V170H175ZM204 171H205V170H204ZM207 171H208V170H207ZM212 171H213V170H212ZM237 171H238V170H237ZM240 171H241V170H240ZM243 171H244V170H242V172H243ZM262 171H263V170H262ZM262 171H261V173L264 172V171H263V172H262ZM14 172H15V171H14ZM58 172H59V171H58ZM74 172H76V170H75ZM93 172H94V171H93ZM102 172H103V170H102ZM106 172H107V171H106ZM106 172H105V173H106ZM118 172H119V171H118ZM118 172H117V173H118ZM123 172H124V171H123ZM154 172H155V171H154ZM164 172H165V171H164ZM178 172H179V171H178ZM192 172H193V169H192ZM197 172H198V170H197ZM201 172H202V171H201ZM205 172H206V171H205ZM209 172H210V171H209ZM247 172H248V171H247ZM259 172H260V170H259ZM55 173H56V172H55ZM60 173H62V172L60 171ZM90 173H91V172H90ZM96 173H97V172H96ZM108 173H109V171H108ZM111 173H114V172H111ZM120 173H121V172H120ZM136 173H137V172H136ZM152 173H153V172H152ZM157 173H158V172H157ZM173 173H174V172H173ZM181 173H182V172H181ZM194 173H195V172H194ZM207 173H208V172H207ZM214 173H215V172H214ZM216 173H217V172H216ZM249 173H250V172H249ZM252 173H253V172H252ZM254 173H255V172H254ZM257 173H258V171H257ZM12 174H13V173H12ZM56 174H59V173H56ZM66 174H67V173H66ZM121 174H122V173H121ZM125 174H126V173H125ZM129 174H130V173H129ZM131 174H132V173H131ZM139 174H140V173H139ZM149 174H150V173H149ZM158 174H159V173H158ZM186 174H187V173H186ZM205 174H206V173H205ZM205 174H204V175H205ZM217 174H218V173H217ZM238 174L240 175L241 173L239 172ZM59 175H60V174H59ZM74 175H75V174H74ZM77 175H80V174L77 173ZM153 175H155V174H153ZM174 175H175V174H174ZM176 175H177V173H176ZM194 175H196V174H194ZM212 175H213V173H212ZM258 175H259V173H258ZM260 175H261V174H260ZM57 176H58V175H57ZM65 176L68 177V176H70V175H65ZM83 176H84V174H83ZM83 176H82V177H83ZM85 176H86V175H85ZM126 176H128V175H126ZM199 176H200V175H199ZM209 176H210V175H209ZM244 176H245V175H244ZM262 176H263V175H262ZM262 176H261V177H262ZM55 177H56V176H55ZM76 177H77V176H75V179H76ZM99 177H100V176H99ZM106 177H107V175H106ZM114 177L116 178V176H114ZM139 177H140V176H139ZM139 177H138V178H139ZM171 177H172V176H171ZM177 177H178V176H177ZM180 177H181V176H180ZM180 177H178V178H180ZM189 177H190V176H189ZM193 177H194V176H193ZM210 177H211V176H210ZM215 177H216V176H215ZM240 177H241V176H240ZM246 177H247V176H246ZM248 177H249V176H248ZM248 177H247V178H248ZM251 177H252V176H251ZM254 177H255V175H254ZM259 177H260V176H259ZM61 178H62V177H60V179H61ZM69 178H71V177H69ZM84 178H85V177H84ZM151 178H152V177H151ZM159 178H160V177H159ZM161 178H162V177H161ZM168 178H169V177H168ZM186 178H187V176H186ZM200 178H201V177H200ZM204 178H205V177H204ZM218 178H219V177H218ZM218 178H217V179H218ZM58 179H59V178H58ZM66 179H67V178H66ZM85 179H86V178H85ZM103 179H104V178H103ZM108 179H109V178H108ZM111 179H112V178H111ZM111 179H109V180L111 181ZM116 179H117V178H116ZM116 179H115V180H116ZM121 179H122V178H121ZM132 179H133V178H132ZM154 179H155V178H154ZM166 179H167V178H166ZM169 179H170V178H169ZM180 179H181V178H180ZM202 179H203V178H202ZM202 179H201V180H202ZM219 179H221V178H219ZM240 179H241V181H242V178H240ZM248 179H249V178H248ZM252 179H253V178H252ZM62 180H63V178H62ZM64 180H65V179H64ZM115 180H114V181H115ZM128 180H129V179H128ZM135 180H136V179H135ZM151 180L154 181L153 179H151ZM160 180H161V179H160ZM178 180H179V179H178ZM193 180H194V179H193ZM258 180L261 181L260 179H258ZM69 181H70V179L68 180V182H69ZM72 181H73V180H72ZM82 181H83V179H82ZM94 181H95V180H94ZM96 181H97V180H96ZM116 181H117V180H116ZM122 181H123V180H122ZM125 181H126V180H125ZM170 181H171V180H170ZM190 181H191V180H190ZM196 181H197V179H196ZM204 181H205V180H204ZM245 181H246V180H245ZM251 181H253V180H251ZM256 181H257V180H256ZM62 182H64V181H62ZM66 182H67V181H66ZM84 182H87V181H84ZM106 182H107V181H106ZM106 182H105V183H106ZM162 182H163V181H162ZM164 182H165V181H164ZM201 182H202V181H201ZM242 182H243V181H242ZM247 182H249V181H247ZM257 182H258V181H257ZM261 182H262V181H261ZM59 183H61V182H59ZM76 183H77V179H76ZM93 183H94V182H93ZM111 183H112V182H111ZM118 183H119V182H118ZM123 183H126V182H123ZM129 183H130V182H129ZM152 183H153V182H152ZM192 183H193V182H192ZM199 183H200V182H199ZM206 183H207V182H206ZM206 183H205V184H206ZM258 183H259V182H258ZM258 183H257V184H258ZM56 184H57V183H56ZM64 184H65V183H64ZM68 184H70V183H68ZM74 184H75V183H74ZM84 184H85V183H84ZM88 184H89V183H88ZM115 184H117V183H115ZM127 184H128V183H127ZM127 184H126V185H127ZM157 184H158V183H157ZM160 184H161V183H160ZM163 184H164V183H163ZM180 184H181V182H180ZM220 184H221V183H219V185H216V184H215V185L217 186V189L220 187ZM223 184H224V183H223ZM232 184H233V183H232ZM252 184H253V183H252ZM252 184H251V185H252ZM59 185H60V184H59ZM70 185H71V184H70ZM96 185H97V184H96ZM104 185H105V184H104ZM104 185H103V186H104ZM107 185H108V182H107ZM107 185H106V186H107ZM112 185H113V184H112ZM112 185H110V186H112ZM121 185H122V184H121ZM131 185H132V184H131ZM131 185L128 184V186H130V187H131ZM196 185H197V184H196ZM206 185H207V184H206ZM206 185H205V186H206ZM213 185H214V184H213ZM248 185H249V184H248ZM254 185H256V184H254ZM73 186H74V185H73V183H72V189H75V188H73ZM79 186H80V185H79ZM110 186H109V187H110ZM138 186H139V185H138ZM155 186H156V185H155ZM159 186H160V185H159ZM161 186H162V185H161ZM163 186H164V185H163ZM168 186H169V185H168ZM218 186H219V187H218ZM235 186H236V185H235ZM242 186H244V185H242ZM74 187H75V186H74ZM86 187H87V186H86ZM98 187H99V186H98ZM121 187H122V186H121ZM165 187H167V185H166ZM214 187H215V186H214ZM221 187H222V186H221ZM221 187H220V188H221ZM254 187H255V186H254ZM62 188H63V186H62ZM68 188H69V186H68ZM79 188H80V187H79ZM103 188H104V187H103ZM103 188H102V189H103ZM110 188H111V187H110ZM119 188H120V187H119ZM231 188H232V187H231ZM69 189H70V188H69ZM111 189H112V188H111ZM117 189H118V188H117ZM211 189H212V188H211ZM60 190H61V188H60ZM78 190H79V189H78ZM109 190H110V189H109ZM112 190H113V189H112ZM130 190H132V189H130ZM213 190H214V189H213ZM232 190H233V189H232ZM235 190H236V189H235ZM249 190H252V189H249ZM254 190H255V189H254ZM75 191H76V190H75ZM80 191H81V190H80ZM91 191H92V190H91ZM95 191H97V190L95 189ZM105 191H106V190H105ZM132 191H133V190H132ZM64 192H65V191H64ZM70 192H72V191H70ZM113 192H114V190H113ZM133 192H134V191H133ZM138 192H139V191H138ZM138 192H137V193H138ZM217 192L219 193V191H217ZM239 192H240V191H239ZM246 192H247V191H246ZM255 192H256V191H255ZM84 193H85V192H84ZM91 193H92V192H91ZM93 193H94V192H93ZM98 193H99V192H98ZM253 193H254V192H253ZM73 194H74V193H73ZM78 194H79V193H78ZM86 194H87V192H86ZM88 194L90 195V193H88ZM94 194H95V193H94ZM106 194H107V193H106ZM112 194H113V193H112ZM115 194H116V193H115ZM211 194H212V193H211ZM213 194H214V193H213ZM216 194H217V193H216ZM223 194H224V193H223ZM225 194H226V193H225ZM227 194H229V193H227ZM65 195H66V194H65ZM65 195H64V196H65ZM71 195H72V194H71ZM71 195H70V197H71ZM79 195H80V194H79ZM117 195H118V194H117ZM138 195H139V194H138ZM218 195H219V194H218ZM73 196H74V195H73ZM92 196H93V195H92ZM94 196H95V195H94ZM94 196H93V197H94ZM106 196H107V195H106ZM132 196H133V194H132ZM232 196H233V195H232ZM257 196H259V195H257ZM65 197H66V196H65ZM70 197H69V198H70ZM82 197H83V195H82ZM104 197H105V196H104ZM114 197H116V196L114 195ZM133 197H134V196H133ZM135 197H137V196H135ZM67 198H68V197H67ZM96 198H97V197H96ZM98 198H99V197H98ZM116 198H117V197H116ZM234 198H235V197H234ZM234 198H233V199H234ZM70 199H73V198H70ZM74 199H75V198H74ZM81 199H82V198H81ZM93 199H94V198H93ZM93 199H92V200H93ZM117 199H118V198H117ZM119 199H120V198H119ZM127 199L129 200V198H127ZM140 199H141V198H140ZM178 199H179V198H178ZM215 199H216V197L214 198V200H215ZM217 199H218V198H217ZM228 199H229V198H228ZM240 199H241V197H240ZM261 199H262V198H261ZM64 200H65V199H64ZM79 200H80V199H79ZM97 200H98V199H97ZM107 200H108V199H107ZM114 200H115V199H114ZM114 200H113V201H114ZM131 200H132V199H131ZM259 200H260V199H259ZM71 201H72V200H71ZM135 201H136V200H135ZM135 201H134V202H135ZM138 201H139V200H137V202H138ZM181 201H182V200H181ZM210 201H211V200H210ZM215 201H216V200H215ZM222 201H223V200H222ZM225 201H226V200H224V202H225ZM240 201H241V200H240ZM240 201H239V202H240ZM72 202H73V201H72ZM74 202H75V201H74ZM77 202H78V201H77ZM109 202H111V201H109ZM116 202H117V201H116ZM124 202H125V201H124ZM126 202H127V200H126ZM126 202H125V204H127ZM182 202H183V201H182ZM213 202H214V201H213ZM213 202H211V203H213ZM228 202H229V201H228ZM262 202H263V201H262ZM61 203H63V202H61ZM64 203H66V202H64ZM80 203H81V200H80ZM80 203H79L78 205H80ZM97 203H98V202H97ZM99 203H100V201H99ZM103 203H104V202H103ZM114 203H115V202H114ZM119 203H120V201H119ZM132 203H133V202H131V205H132ZM76 204H77V203H76ZM76 204H75V205H76ZM90 204H91V199H90ZM111 204H113V202H112ZM136 204H137V203H136ZM136 204H135V205H136ZM143 204H144V203H143ZM162 204H163V203H162ZM172 204H173V203H172ZM176 204H177V203H176ZM179 204H180V203H179ZM215 204H216V202H215ZM227 204H228V203H227ZM227 204H226V205H227ZM251 204H252V203H251ZM259 204H260V203H259ZM66 205H68V204H66ZM94 205H96V203H94ZM94 205H93V206H94ZM138 205H139V204H138ZM146 205H147V204H146ZM167 205H168V204H167ZM181 205H182V204H181ZM186 205H187V204H186ZM213 205H214V203H213ZM261 205H262V204H261ZM64 206H65V205H64ZM73 206H74V205H73ZM81 206H82V204H81ZM87 206H88V205H87ZM91 206H92V205H91ZM93 206H92V207H93ZM114 206H115V205H114ZM126 206H127V205H126ZM158 206H160V205H158ZM161 206H162V205H161ZM259 206H260V205H258V208L261 207V206H260V207H259ZM59 207H60V206H59ZM67 207H68V206H67ZM69 207H70V206H69ZM69 207H68V208H69ZM75 207H76V206H75ZM88 207H89V206H88ZM88 207H87V208H88ZM95 207H96V206H95ZM95 207H94V209H96ZM103 207H104V206H103ZM105 207H106V208H109V207H107L106 205H105ZM127 207H128V206H127ZM129 207H130V206H129ZM184 207H187V206H185V204H184ZM255 207H256V206H255ZM62 208H63V206H62ZM64 208H65V207H64ZM79 208H80V207H79ZM133 208H134V207H133ZM158 208H159V207H158ZM210 208H211V207H210ZM224 208H225V207H224ZM243 208H244V207H243ZM251 208H253V207H251ZM262 208H263V207H262ZM65 209H66V208H65ZM65 209H64V210H65ZM74 209H75V208H74ZM90 209H91V208H90ZM110 209H111V208H110ZM113 209H114V208H113ZM115 209H116V208H115ZM120 209H121V208H119V210H120ZM160 209H163V208H160ZM189 209H190V207H189ZM212 209H213V208H212ZM255 209H256V208H255ZM263 209H264V208H263ZM66 210H67V209H66ZM86 210H87V209H86ZM92 210H93V209H92ZM92 210H91V211H92ZM96 210H97V209H96ZM124 210H125V209H124ZM128 210H129V209H128ZM140 210H141V209H140ZM163 210H164V209H163ZM186 210L188 211V209H186ZM208 210H209V209H208ZM232 210H233V209H232ZM241 210H242V209H241ZM250 210H251V209H250ZM60 211H62V210H60ZM68 211H69V210H68ZM79 211H80V210H79ZM83 211H84V210H83ZM94 211H95V210H94ZM108 211H109V210H108ZM143 211H144V209H143ZM143 211H142V212H143ZM145 211H146V210H145ZM149 211H150V210H149ZM165 211H166V210H165ZM180 211H181V210H180ZM187 211H186V212H187ZM215 211H216V210H215ZM248 211H249V210H248ZM253 211H254V209H253ZM253 211H252V212H253ZM260 211H261V210H260ZM57 212H58V210H57ZM64 212H66V211H64ZM84 212H85V211H84ZM111 212H112V211H111ZM116 212H117V211H116ZM118 212H120V211H118ZM122 212H124V211H122ZM125 212H126V210H125ZM142 212H141V213H142ZM146 212H148V211H146ZM163 212H164V211H163ZM216 212H217V211H216ZM234 212H235V211H234ZM245 212H246V211H245ZM262 212H264V211H262ZM58 213H59V212H58ZM69 213H70V212H69ZM75 213H76V212H75ZM114 213H115V212H114ZM114 213H112V214H114ZM135 213H137V212H135ZM135 213H134V214H135ZM149 213H150V212H149ZM178 213H179V212H178ZM208 213H209V211H208ZM242 213H243V212H242ZM246 213H247V212H246ZM60 214H61V212H60ZM63 214H64V216H65L66 213H63ZM70 214H71V213H70ZM70 214H69V215H70ZM82 214H83V213H82ZM104 214H105V213H104ZM117 214H118V213H117ZM120 214H121V213H120ZM143 214H144V213H142V215H143ZM176 214H177V213H176ZM213 214H214V212H213ZM234 214H235V213H234ZM259 214H260V213H258V215H259ZM262 214H263V213H262ZM71 215H73V214H71ZM106 215H107V214H106ZM108 215H109V214H108ZM215 215H216V214H215ZM215 215H214V216H215ZM217 215H218V213H217ZM245 215H246V214H245ZM245 215H244V216H245ZM59 216H60V215H59ZM67 216H68V215H67ZM78 216H79V215H78ZM109 216H110V215H109ZM127 216H128V215H127ZM143 216H144V215H143ZM151 216H152V215H151ZM151 216H150V217H151ZM218 216H219V215H218ZM253 216H254V214H253ZM57 217H58V216H57ZM62 217H63V216H61V218H62ZM68 217H69V216H68ZM72 217H73V216H72ZM79 217H80V216H79ZM81 217H82V216H81ZM117 217H118V216H117ZM128 217H129V216H128ZM128 217H127V218H128ZM133 217H134V216H133ZM135 217H136V216H135ZM152 217H153V216H152ZM175 217H176V216H175ZM175 217H174V218H175ZM177 217H178V216H177ZM216 217H217V216H216ZM226 217H227V216H226ZM229 217H230V216H229ZM229 217H227V218H229ZM232 217H233V216H232ZM232 217H230V218L232 219ZM235 217H236V216H235ZM246 217H247V216H246ZM257 217H259V216H257ZM66 218H67V217H66ZM73 218H74V217H73ZM73 218H72L71 220H74ZM77 218H78V217H77ZM110 218H111V217H110ZM119 218H120V216H119ZM121 218H122V217H121ZM129 218H130V217H129ZM147 218H148V217H147ZM203 218H204V217H203ZM203 218H202V219H203ZM212 218H213V216H212ZM254 218H256V216H254ZM63 219H64V218H63ZM123 219H124V218H123ZM140 219H141V218H140ZM182 219H183V218H182ZM200 219H201V218H200ZM204 219H206V218H204ZM215 219H217V218H215ZM218 219H219V218H218ZM225 219H226V218H225ZM236 219H237V218H236ZM248 219H249V218H248ZM251 219H252V218H251ZM259 219H260V218H259ZM19 220H20V218H19ZM65 220H67V219H65ZM76 220H77V219H76ZM119 220H120V219H119ZM143 220H144V219H143ZM153 220H154V218H153ZM222 220H223V219H222ZM237 220H238V219H237ZM239 220H240V219H239ZM239 220H238V221H239ZM256 220H257V219H256ZM256 220H255V221H256ZM21 221H23V220L21 219ZM21 221H20V222H21ZM62 221H63V220H62ZM134 221H135V220H134ZM171 221H172V220H171ZM176 221H177V220H176ZM211 221H212V220H211ZM214 221H215V220H214ZM226 221H227V219H226ZM226 221L223 220L224 224H225ZM228 221H231V220H228ZM233 221H234V220H233ZM233 221H231V222H233ZM238 221H237V222H238ZM251 221H252V220H251ZM20 222H19V223H20ZM70 222H72V221H70ZM122 222H124V221H122ZM140 222H141V221H140ZM173 222H174V221H173ZM177 222H178V221H177ZM199 222H200V221H199ZM199 222H198V223H199ZM205 222H206V221H205ZM212 222H213V221H212ZM218 222H220V221H218ZM247 222H250V221L247 220ZM61 223H62V222H61ZM65 223H66V221L64 222V224H65ZM67 223H68V222H67ZM155 223H156V222H155ZM164 223H165V222H164ZM164 223H163V224H164ZM166 223H167V222H166ZM168 223H169V222H168ZM170 223H171V222H170ZM20 224H21V223H20ZM27 224H28V223H27ZM64 224H63V225H64ZM68 224H69V223H68ZM122 224H123V223H122ZM124 224H125V223H124ZM145 224H146V222H145ZM156 224H157V223H156ZM156 224H155V225H156ZM196 224H197V223H196ZM202 224H203V223H202ZM208 224H211V223H208ZM227 224H229V222H228ZM227 224H226V225H227ZM246 224H247V223H245V225H246ZM248 224H250V223H248ZM259 224H260V221H259ZM115 225H116V224H115ZM125 225H127V224H125ZM132 225H133V224H132ZM146 225H147V224H146ZM150 225H151V224H150ZM166 225H167V224H166ZM175 225H177V224H175ZM206 225H207V224H206ZM226 225H225V226H226ZM233 225H234V224H233ZM245 225H244V226H245ZM250 225L252 226V224H250ZM64 226H65V225H64ZM68 226H69V225H68ZM68 226H66V227L68 228ZM71 226H72V225H71ZM119 226H120V225H119ZM129 226H130V225H129ZM133 226H134V225H133ZM135 226H136V225H135ZM135 226H134V227H135ZM144 226H145V225H144ZM152 226H153V225H152ZM170 226H171V224H170ZM209 226H210V225H209ZM225 226H223V228H224ZM253 226H254V225H253ZM262 226H263V225H262ZM22 227H23V226H22ZM26 227H27V226H26ZM61 227H63V226H61ZM153 227H157V226H153ZM165 227H166V226H165ZM165 227H164V228H165ZM167 227H168V226H167ZM211 227H212V226H211ZM211 227H210V228H211ZM220 227H222V226H220ZM227 227H230V224H229V226H227ZM235 227L237 228V226H235ZM238 227H239V226H238ZM255 227H256V226H255ZM19 228H20V227H19ZM67 228H66V229H67ZM122 228H123V227H122ZM126 228H127V227H126ZM136 228H137V226H136ZM169 228H170V227H169ZM208 228H209V227H208ZM212 228H213V227H212ZM251 228H252V227H251ZM253 228H254V227H253ZM21 229H22V228H21ZM23 229H24V228H23ZM63 229H64V228H63ZM63 229H62V230H63ZM116 229H117V228H116ZM140 229H142V228H140ZM146 229H147V228H146ZM146 229H144V230H146ZM228 229H229V228H228ZM233 229H234V228H233ZM19 230H20V229H19ZM25 230H26V229H25ZM25 230H24V232H25ZM59 230H60V228H59ZM68 230H70V229H68ZM114 230H115V228H114ZM118 230H119V229H118ZM128 230H129V229H128ZM131 230H132V229H131ZM150 230H151V229H150ZM155 230H156V229H155ZM173 230H174V228H173ZM238 230H239V229H238ZM238 230H237V231H238ZM263 230H264V228H263ZM21 231H23V230H21ZM71 231H72V230H71ZM147 231H148V229H147ZM151 231H153V230H151ZM175 231H176V230H175ZM260 231H261V230H260ZM19 232H20V231H19ZM60 232H61V230H60ZM65 232L68 233L67 231H65ZM126 232H127V231H126ZM140 232L143 233V230H142V231L140 230ZM234 232H235V231H234ZM234 232H233V233H234ZM247 232H248V231H247ZM62 233H64V232H62ZM62 233H60V234H62ZM71 233H72V232H71ZM123 233H124V232H123ZM129 233H131V232L129 231ZM129 233L127 232V234H129ZM149 233H150V232H149ZM151 233H152V232H151ZM171 233H172V232H171ZM249 233H251V232H249ZM55 234H56V233H55ZM55 234H54V235H55ZM72 234H73V233H72ZM117 234H119V233H117ZM120 234H121V233H120ZM125 234H126V233H125ZM125 234H124V235H125ZM173 234H174V233H173ZM244 234L246 235V233H244ZM254 234H255V233H254ZM257 234H258V233H257ZM260 234H261V233H260ZM62 235L65 236L64 234H62ZM66 235H67V234H66ZM149 235H150V234H148V236H149ZM241 235H242V234H241ZM263 235H264V234H263ZM55 236H56V235H55ZM63 236H62V237H63ZM141 236L143 237L144 235H141ZM145 236H146V235H145ZM235 236L237 237V234L234 235V237H235ZM66 237H67V236H66ZM120 237H121V236H120ZM120 237H119V238H120ZM146 237H147V236H146ZM146 237H145V238H146ZM228 237H229V236H228ZM251 237H252V236H251ZM257 237H258V236H257ZM123 238H124V237H123ZM143 238H144V237H143ZM150 238H151V237H150ZM237 238H238V237H237ZM67 239H69V238L67 237ZM117 239H118V237H117ZM121 239H122V238H121ZM230 239H231V238H230ZM232 239H233V238H232ZM241 239H242V238H241ZM245 239H246V238H245ZM245 239H244V240H245ZM248 239H249V238H248ZM119 240H120V239H119ZM122 240H123V239H122ZM143 240H144V239H143ZM146 240H147V239H146ZM222 240H223V238H222ZM233 240L235 241V238H234ZM239 240H240V239H239ZM66 241H67V240H66ZM71 241H72V240H71ZM126 241H127V240H126ZM217 241H218V240H217ZM236 241H237V240H236ZM257 241H258V240H257ZM257 241H256V242H257ZM262 241H263V239H262ZM122 242H125V240L122 241ZM244 242H246V241H244ZM251 242H252V241L250 240V243H248V244H251ZM223 243H224V242H223ZM232 243H233V242H232ZM77 244H79V243H77ZM214 244H215V243H214ZM224 244H225V243H224ZM228 244H231V243H228ZM228 244H227V245H228ZM248 244H247V245H248ZM254 244H255V243H254ZM254 244H253V247H256V246H254ZM259 244H260V243H259ZM259 244H257V245L259 246ZM263 244H264V243H263ZM235 245H236V244H235ZM245 245H246V244H245ZM76 246H77V245H76ZM229 246H231V245H229ZM229 246H228V247H229ZM233 246H234V245H233ZM226 247H227V246H226ZM248 247H250V246H248ZM83 248H84V247H83V245H82V249H83ZM258 248H259V247H258ZM262 248H263V247H262ZM74 249H75V247H74ZM76 249H77V248H76ZM78 249L80 250V247H79ZM82 249H81V251H82ZM248 249H249V248H248ZM255 249H256V248H255ZM166 250H167V249H166ZM166 250H165V251H166ZM257 250L259 251V249H257ZM168 251H169V250H168ZM170 251H171V250H170ZM248 251H249V250H248ZM251 251H252V250H251ZM75 252H78V250L75 251ZM253 252H254V250H253ZM253 252H252V253H253ZM263 252H264V251H263ZM167 253H168V252H166V254H167ZM76 254H78V253H76ZM76 254H75V255H76ZM79 254H80V252H79ZM164 254H165V253H164ZM250 254H251V253H250ZM46 255H47V254H45V256H46ZM52 255H53V253H52ZM169 255H171V254H169ZM172 255H173V254H172ZM258 255H259V254H257V256H258ZM263 255H264V254H263ZM42 256H44V255H42ZM42 256L40 257V259L42 258ZM48 256H49V255H48ZM55 256H56V258L58 257V255H53V256H51V257L55 258ZM161 256H162V255H161ZM253 256H254V255H253ZM261 256H262V255H261ZM78 257H79V256H78ZM78 257H77V258H78ZM81 257H82V256H81ZM86 257H87V256H86ZM170 257H171V256H170ZM45 258H46V257H45ZM45 258H42V259H45ZM47 258H48V257H47ZM58 258H59V257H58ZM159 258H160V257H159ZM262 258H263V257H262ZM262 258H261V260H262ZM48 259H49V258H48ZM51 259H52V258H51ZM84 259H85V258H84ZM162 259H164V258L162 257ZM243 259H244V258H243ZM248 259H249V258H248ZM250 259H252V258H250ZM255 259H256V258H255ZM78 260H79V259H78ZM165 260H166V259H165ZM263 260H264V258H263ZM58 261H60V259H58ZM81 261H82V260H81ZM87 261H88V260H87ZM155 261H156V260H155ZM247 261H248V260H247ZM253 261H255V260H253ZM256 261H257V260H256ZM40 262H41V260H40ZM45 262H48V260L45 261ZM166 262H167V261H166ZM172 262H173V261H172ZM51 263H52V261H51ZM53 263H54V261H53ZM53 263H52V264H53ZM56 263H57V262H56ZM76 263H77V262H76ZM158 263H159V262H158ZM160 263H161V262H160ZM260 263H261V262H260ZM41 264H42V263H41ZM45 264H46V263H45ZM47 264H48V263H47ZM49 264H50V262H49ZM61 264H62V262H61ZM83 264H84V263H83ZM85 264H86V263H85ZM87 264H88V263H87ZM151 264H152V263H151ZM153 264H154V263H153ZM175 264H176V263H175ZM250 264H251V263H250ZM262 264H263V263H262Z\"/></svg>",
	"mask_w": 264,
	"mask_h": 264
}]
</instances>
